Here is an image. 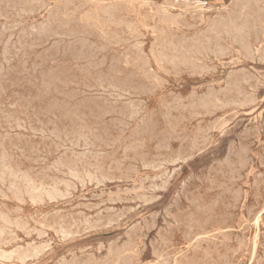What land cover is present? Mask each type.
Wrapping results in <instances>:
<instances>
[{
	"label": "rangeland",
	"instance_id": "obj_1",
	"mask_svg": "<svg viewBox=\"0 0 264 264\" xmlns=\"http://www.w3.org/2000/svg\"><path fill=\"white\" fill-rule=\"evenodd\" d=\"M77 1L81 4H79ZM106 1L103 0V2H104L103 3L102 0H95V1L94 0H62V1L61 0H55V1L54 0H46V1L42 0V2H41V0H0V36H1V38H0L1 39L0 40V52H1L0 53V61H1L0 62V68H1L0 69V93H1L0 94V108H2V109H0V117H1L0 118V146H1L0 150L3 149L0 151V165L1 164L5 165L4 167L2 165L0 166V177H2V178H0V186H1L0 187V213H1L0 214V250H1L0 251V256H1L0 257V264H24V263L25 264H62V263L63 264H66V263L71 264V261L73 262L72 264H78V263L79 264H107V263L108 264H119V263L125 264V262L127 264L128 263L129 264H160V263L161 264H177V262H179V264H181V263L182 264H184V263L185 264H200V263L201 264H229V262H230V264H236V263L237 264H262L263 263L264 264V241H263L264 240V238H263L264 237V217H263L264 216V203H263L264 198H262V196L264 197V183H263V181H264L263 180L264 179L263 178L264 177V170H263V168H264V147H263L264 146V32H263L264 31V24H263L264 23V20H263L264 19V17H263L264 16V0H260V1H258V0H198V1L197 0H195V1L194 0H147V2H145L146 0H140L141 2L138 0L137 1L134 0V2H133V0H114V1L113 0H110V1L106 0ZM128 1H130V2H128ZM200 2H202V3H200ZM125 3H127L128 5ZM139 3H142V5H144V6H141V4H139ZM170 3H173V4H170ZM174 3L176 6L174 5ZM120 4H122V5H120ZM130 5H132V7ZM169 5L170 6L172 5L171 8L174 11L172 9L170 10ZM234 5H237V6H234ZM10 6L11 7L13 6L12 11H11ZM79 6H81V7H79ZM111 6H112V8H110ZM3 7H5V8L7 7V8L5 9ZM149 7H151V8L149 9ZM153 8H155V10ZM228 8H229V10H228ZM190 9L193 11H190ZM203 9H204V11H203ZM216 9L219 11H217ZM71 10H73V11H71ZM152 10H153V12H152ZM157 10H158V12H157ZM234 10H235V12H234ZM236 10H238V11L236 12ZM138 11H139V13L141 12L140 15H139ZM149 11H150V14H149ZM97 12H99L100 14ZM101 12H102V14H101ZM156 12L158 13V15ZM197 12L199 15L196 14ZM230 12H231V14H230ZM254 12H255L256 16L253 15ZM13 13L15 14L14 16H13ZM104 13H106V14H104ZM178 13H179V16H178ZM16 14H18V15H16ZM181 14L184 17L180 16ZM112 15H113V17L111 18ZM159 15H160V17L161 16L162 17L160 18ZM175 15H177L178 17H176ZM222 15L224 17H222ZM257 15L259 17H257ZM106 16H108V17H106ZM153 16L155 17V19ZM194 16H195V18H194ZM75 17H77V18H75ZM163 17L164 18L166 17V19H164ZM186 17L188 19H186ZM191 17H193V18H191ZM175 18H177V19H175ZM73 19H74V21H73ZM106 19L108 20V22ZM111 19H112V22H111ZM198 19L200 22L198 21ZM14 20H16V21H14ZM163 20H165L164 21L165 23H163ZM201 20L203 21L202 23H201ZM253 20H254V23H253ZM262 20H263V22H262ZM1 21H4V22H1ZM119 21H120L121 25H120ZM138 21H139V23H138ZM171 21H172V24L174 26H172ZM19 22H21V23H19ZM113 22H117L118 24L117 23L113 24ZM194 22H196V23H194ZM243 22H245V23H243ZM122 23H124V24H122ZM126 23L129 24V25L127 24L128 27H127V25H125ZM258 23H259V25H258ZM11 24H13V25H11ZM22 24H23V26H21ZM24 24H25V26H24ZM18 25H20V26H18ZM199 25L201 27H199ZM260 25H261V27H260ZM104 26H106V27H104ZM111 26H112V29H111ZM254 26H256L258 28V30ZM36 27H37V29H36ZM129 27H130V29H129ZM184 27H185V29H184ZM196 27H198V28H196ZM202 27H203V29H202ZM137 28H139L141 30H139ZM159 28H161V29L163 28V29L161 30ZM124 29H126V30H124ZM5 30H7V32ZM197 30H199V32ZM172 31H174V32H172ZM241 31H242V33H241ZM166 32L168 34L171 33L174 36H172L170 34L168 35ZM92 35H93V37H92ZM53 36H54V38H53ZM68 36H70L69 39H68ZM135 36H136V38H135ZM178 36H179V38H178ZM184 36H186L185 37L186 39L184 38ZM216 36H218V37H216ZM81 37L82 38L85 37L84 38L85 40H83ZM171 37H173L174 39L173 38L171 39ZM203 37H205V39ZM123 38H124V40L122 42L121 40ZM127 38H129V39H127ZM183 38L185 41L187 39L188 40L185 42L184 40H182ZM206 39H207V41H206ZM13 40L17 43H15ZM116 40L120 41L118 43V45H117L118 41H116ZM165 40H167V41H165ZM20 41H21V43H20ZM48 41H50L49 42L50 44L48 43ZM82 41L84 42V44ZM91 41H92V43H91ZM109 41H111V42H109ZM126 41H127V44H125ZM86 42H87V45H86ZM93 42H94V44H93ZM97 42H99V43H97ZM161 42L164 44V46ZM173 42L175 43V46H174ZM224 42L226 44H224ZM188 43H189V45H188ZM252 43L256 44V45H253ZM28 44H29V46H28ZM81 44H82V46H81ZM105 44L107 46H104ZM113 44H116L118 47L116 45H113ZM123 44H125L124 45L125 47L122 46ZM131 44H134L133 45L134 47ZM194 44H198V45H194ZM230 44L231 45L233 44V45L230 46ZM20 45L23 47H21ZM108 45H109V47H108ZM166 45H168V46H166ZM31 46H33V47H31ZM128 46H130V47H128ZM207 46H209V47L207 48ZM183 47H185V48H183ZM218 47L221 49H219ZM126 49L128 52L126 51ZM173 49H174V51H173ZM191 49H193V50H191ZM112 50L117 51V52H113ZM124 50L126 53L124 52ZM155 50L158 51L157 55H156ZM160 50H161V52H160ZM164 50L166 51V54H165ZM167 50L169 52H167ZM180 50H182L181 51L182 53H180ZM217 50H219V51L217 52ZM240 50L242 52L244 51V53H242ZM203 51H204V54H203ZM233 51H235L234 54H233ZM174 52H175V54H174ZM230 52H231V54H230ZM237 52H240V53L238 54ZM258 52H260V53H258ZM167 53L168 54L170 53V54L168 55ZM217 53H219V54H217ZM254 54H256V55H254ZM161 55L164 58L160 57ZM170 55L173 57H171ZM179 55H181V56H179ZM203 55H204V57H203ZM222 56H224V57H222ZM7 57H8V59H7ZM102 57L104 60L102 59ZM236 57H237V59H236ZM244 57H246L245 60H244ZM76 58L78 60H76ZM72 59H73V62H72ZM185 59H187L188 61ZM212 59H214V60H212ZM88 61H90V62H88ZM173 61H175V62H173ZM189 61H191V62H189ZM193 61H194V63H193ZM46 63H49L50 66H49V64H46ZM54 63H57V66H55ZM59 64L60 65L63 64V65L59 66ZM197 64H198V66H197ZM205 64L208 66V68ZM14 65H16V66H14ZM23 65L25 68L23 67ZM68 65L70 67L72 66L74 69L72 67L70 69H67V68H69ZM121 65H122V67H121ZM178 65L180 68L178 67ZM65 66H67V67H65ZM114 66H116L118 68V70H116L117 68ZM118 66H120V68ZM141 66H143V67H141ZM210 66H213V68L212 67L210 68ZM19 67H20V69H19ZM46 67H49V68L45 69ZM132 67H134V68H132ZM241 67H242V69H241ZM110 68L113 69L112 71H114V72L111 73ZM142 68H143V70L144 69L145 70L142 71ZM57 69H58V71H57ZM104 69L106 70V72ZM124 69H125V71H124ZM239 69H241V70H239ZM127 70H129V71L127 72ZM175 70L177 72H175ZM186 70H188V71H186ZM203 70L206 73L201 72ZM212 70H213V72H215L217 70V72L213 73ZM181 71L182 72L184 71L186 73H184V72L182 73ZM74 72L75 73L77 72V73L75 74ZM132 72H134V73L132 74ZM143 72H144V74H143ZM148 72H150V75L152 74L151 75L152 77L149 75ZM209 72H210V74H209ZM248 72H250L251 74ZM81 73L84 75V77ZM108 73L111 74V77H109L110 75ZM123 73H125V74H123ZM188 73L190 75H187ZM203 73H204V75H201ZM258 73H260V74H258ZM63 75H65V76L63 77ZM104 75H106V78ZM127 75H129V76H127ZM137 75L139 77L141 76V78L138 79L139 77ZM194 75H196V76L194 77ZM19 76L21 79H19ZM79 76L83 79L82 81H81V78ZM112 76H115V77L112 78ZM146 76H148L149 78ZM61 77H62V79H61ZM117 77H118V79H117ZM142 77L145 78V79H143L144 81L142 80ZM258 77H260V78H258ZM65 78H66V80H65ZM79 78H80V80H79ZM1 79H3V80H1ZM59 79H61V80H59ZM71 79H73L75 82H77L78 85L74 81L72 82ZM87 79H88V81H87ZM135 79H137V80H135ZM148 79H149V81H148ZM212 79H213V81H212ZM257 79H259V80H257ZM157 80H159V81H157ZM39 81H40V83H39ZM115 81H117V82H115ZM125 81H127L128 83ZM147 82H149V83H147ZM158 82H159V84H157ZM221 82H223V84ZM227 82H229V84ZM258 82H260V83H258ZM24 83H26V84H24ZM74 83H75V85H74ZM79 83H81V84H79ZM85 83L86 84L88 83L89 86H88V84L86 85ZM144 83H146V84H144ZM177 83H179V84H177ZM235 83H237V84H235ZM2 84H4V85H2ZM140 84H141V86H140ZM253 84H255V85H253ZM147 85L151 88L147 87ZM153 85H155V87ZM127 86H128V89H127ZM255 86H257V88ZM5 87H6V89H5ZM50 87H51V89H50ZM70 87H74L75 89L74 88L71 89ZM156 87H157V89H156ZM226 87L229 89L225 90ZM60 88H61V90H60ZM214 88H215V90H214ZM52 89H53V91H52ZM133 89L136 91H134ZM151 89L156 90V91L152 92ZM245 89L247 90V92ZM20 90H21V92H20ZM22 90H24V91H22ZM31 90H33L34 92ZM64 90L65 91L67 90V91L65 92ZM60 91H62V92H60ZM196 91H197V93H196ZM171 93H172V95H171ZM8 94H11V96L10 95L8 96ZM220 94H222V95H220ZM231 95H234V96H231ZM187 96H189V97H187ZM194 96H196V98ZM216 96H218V97H216ZM242 96H243V98H242ZM248 96H249V98H248ZM54 97H55V99H54ZM172 97H173V99H172ZM191 98H194V99L191 100ZM256 98H257V101H256ZM128 99H130V100H128ZM164 99H166V100L164 101ZM10 100H11V102H10ZM36 100H37V102H35ZM81 100L83 101V103ZM122 100H124V101H122ZM230 100H231V102H230ZM80 101H81V103H80ZM241 101H243V102H241ZM12 102H13V105H12ZM78 102H79V104H78ZM2 103L5 105H3ZM21 103H22V106H21ZM36 103H37V105H36ZM159 103H161V104H159ZM216 103H219L220 106H219V104H216ZM240 103L243 105H241ZM245 103H246V105H245ZM86 104H88V105L90 104V106H88ZM64 105H65V107H64ZM209 105L211 106V108ZM93 106H96V107H93ZM179 106H181V107H179ZM199 106H201V108ZM206 106H208V107H206ZM185 107H187V108H185ZM56 108H58V109H56ZM218 108L220 110H217ZM13 109L14 110L16 109V110L14 111ZM77 109H79V110H77ZM158 109H159V111H158ZM50 110L53 114L50 112ZM56 110H57V113H56ZM86 110H88V111H86ZM89 110L91 111V113L89 112ZM174 110L176 112H174ZM180 110H182V111H180ZM187 110H189V112H191V113L187 112ZM8 112L10 113V115L8 114ZM23 112H24V114H23ZM35 112H36V114H35ZM16 113H18V114H16ZM44 113H47V114L43 115ZM81 113H82V115H81ZM95 113H97V114H95ZM164 113H165V115H164ZM15 114H16V116H15ZM195 114H196V117H195ZM198 114H199V117H198ZM160 115H162V116H160ZM170 115H172L173 117ZM36 120H38V121H36ZM156 120H158V121H156ZM172 120H174V121H172ZM197 121H198V123H197ZM201 121L203 123H201ZM1 122H3L4 124L3 123L1 124ZM31 122L32 123L34 122V123L32 124ZM62 122H63V124H62ZM35 123L36 124L38 123V124L35 125ZM109 123H110V126H109ZM87 124H89V126ZM147 124H148V126H147ZM64 125H66V126H64ZM118 125H120V126L118 127ZM86 126H88V127H86ZM29 127H31V128H29ZM43 127H44V129H43ZM74 127H75V129H74ZM134 127L135 128L137 127L136 128L137 132H136ZM218 127H220L219 128L220 130L218 129ZM107 128H109V129H107ZM116 128H118V129H116ZM243 128H245V129H243ZM27 129L29 132L27 131ZM35 129H37V130H35ZM6 130L9 132H7ZM38 130H40V131H38ZM67 130L69 132H67ZM98 130H99V133H98ZM115 130H116V133H114ZM102 131H104V132H102ZM256 131L257 132L259 131V132L257 133ZM49 132H50V134H49ZM120 132H122V133H120ZM123 132L124 133L127 132V133L124 134ZM175 132H177V133H175ZM185 132H187V133H185ZM110 133H111L110 136H112V137L109 136ZM134 133H135V135H134ZM203 133H204V135H203ZM254 133H256V134H254ZM72 134H73V136H71ZM91 135H92V137H91ZM93 135H95V136H93ZM97 135L101 138H99ZM238 135H240V136H238ZM10 136H11V138H10ZM13 136H15V137H13ZM48 136H50V137H48ZM82 136H83V138H82ZM117 136H120V138ZM25 137H26V139H25ZM56 137H57V139H56ZM103 137L105 138V140ZM113 137H115V139ZM129 137H131V138H129ZM132 137H134V138H132ZM136 137L137 138L139 137V138L137 139ZM211 137L213 139H211ZM13 138H15V139H13ZM36 138H37V140H36ZM74 139L77 141H75ZM210 139H211V141H210ZM17 140H18V142H17ZM30 140H32V141H30ZM233 140H235V141H233ZM4 141H6V143H4ZM19 141H21V143ZM90 141L91 142L93 141V142L91 143ZM122 141L124 144L122 143ZM201 141H202V143H201ZM231 141H233V142H231ZM103 142H105V143H103ZM57 143L59 144V146H57L58 145ZM110 143H111V145H109ZM3 144L6 145L5 146L6 148L3 147L4 146ZM121 144H123V145L121 146ZM156 144H158V145H156ZM195 144H196V146H195ZM42 145L44 146V148ZM71 145H73V146H71ZM93 145H94V147H93ZM51 146H52V148H51ZM107 146H109V147H107ZM136 146L138 149L136 148ZM139 146H141V147H139ZM15 147H16V149H15ZM39 147L42 149H40ZM106 148H108V149H106ZM118 148H122V149L120 150ZM11 149H14L15 151H13ZM98 149H100V150H98ZM155 149H157V150H155ZM18 150H19V152H18ZM41 150H44V151H41ZM161 150H163V151H161ZM181 150H183V151H181ZM240 150H243V151H240ZM131 151H133V152H131ZM201 151H203V152H201ZM233 151L235 154L233 153ZM198 152H200V153H198ZM129 153H131V154H129ZM240 153L241 154L243 153V154L241 155ZM33 154H34V156H33ZM50 154H51V156H50ZM79 154H81V155H79ZM144 154L147 157L144 156ZM60 155H62V156H60ZM92 155H93V157H91ZM136 155H138V157L140 159ZM2 156H4V158ZM5 156L7 158H5ZM8 156L10 158H8ZM19 156L22 158H20ZM59 156H60V158H59ZM102 156H103V159H101ZM108 156H110L109 157L110 161L108 160ZM133 156H135V157H133ZM68 157H69V159H68ZM96 157H99L101 161L99 160V158H96ZM182 157H183V159H182ZM239 157H241V158H239ZM227 158H229V159H227ZM30 159L32 162L30 161ZM37 159H39V160L36 161ZM85 159H86V161H85ZM224 159H227V160H224ZM245 159H248V160H245ZM64 160L66 162H64ZM42 161H43V163H42ZM61 161H62V163H61ZM79 161L82 163V168H81V163ZM92 161H93V163H92ZM141 161L142 162L144 161V162L141 163ZM149 161H151V162H149ZM262 161H263V163H262ZM71 162H73V163L71 164ZM100 162H101V164H100ZM112 162H113V164H112ZM163 162H165V163H163ZM168 162L170 163V165ZM13 163H15V164H13ZM16 163H18V164H16ZM54 163H56V164H54ZM117 163H118V165H117ZM36 164H39V165H36ZM92 164H94V166H92ZM106 164H107V167H105ZM133 164L136 167H134ZM240 164H242V166ZM67 165L69 166L70 169L67 167ZM58 166L60 167L61 171L58 169L59 168ZM112 166H114L115 168ZM151 166H153V167H151ZM228 166L231 169H229ZM233 166H235V167H233ZM2 167L5 169L2 170ZM128 167H129V169H128ZM243 167H245V168L243 169ZM246 167L249 170L246 169ZM33 168H34V170H33ZM90 168H92V171ZM145 168H146V170H145ZM203 168H205V169H203ZM57 169H58V171H57ZM76 169H77V171H76ZM78 169H79V171H78ZM127 169L129 171H127ZM216 169H218V170H216ZM235 169H237L238 172ZM43 170H45V172ZM99 170H101L102 172H100ZM1 171H3L4 174H6L8 172V174L4 175ZM46 171H48V172L46 173ZM62 171H64V172H62ZM26 172H27V175H26ZM42 172L44 175L42 174ZM83 172L86 174V176H84L85 174ZM173 172H174V174H173ZM48 173L49 174L51 173V174L49 175ZM54 173H56V174L54 175ZM67 173H68V176H67ZM97 173L100 175H97ZM123 173L125 174V177H124ZM212 173H214V174H212ZM126 174H129V175H126ZM69 175H70V177H69ZM115 175H116V177H115ZM16 176L19 179H17ZM45 176H48V177H46V179H44ZM57 176L58 177L60 176V177L58 178ZM63 176H64V178H63ZM29 177H31V178H29ZM256 177H258V178H256ZM122 178H123V180H122ZM172 178L174 181L172 180ZM198 178H199V180H198ZM21 179L24 180V182ZM30 179L31 180L33 179V180L31 181ZM51 179H52V181H51ZM160 179H162V180H160ZM231 179H233V180H231ZM163 180H164V182H163ZM207 181H209V182H207ZM41 182H42V184H41ZM45 182H46V184H45ZM167 182H168V184H167ZM258 182H260V183H258ZM18 183H19V185H18ZM35 184H37L39 186V188ZM182 184H183V186H182ZM207 184H210V185H207ZM45 185H47V186H45ZM90 185H92V186H90ZM217 185H220V186H217ZM13 186H15V187H13ZM28 186H29V188H28ZM32 186H34L35 188H33ZM54 186H56V187H54ZM82 186L83 187L86 186L85 188H83L84 190H82ZM240 186H241V189H240ZM79 187H81V188L79 189ZM135 187H137V188H135ZM153 187H155V188H153ZM187 187H189V188H187ZM219 187H222V188H219ZM36 188H38V189H36ZM51 188H52V190H51ZM1 189H3V191ZM30 189H31V191H30ZM85 189H87V190H85ZM9 190L10 191L12 190V191L10 192ZM26 190L28 192L29 191L30 192L28 193ZM40 190H42V191H40ZM44 190H46V191L43 192ZM117 190H119L118 194H117V192H118ZM186 190H189L190 192L186 191ZM111 191H114V193ZM207 191H209V192H207ZM223 191H225V192L223 193ZM254 191H255V193H254ZM34 192H36L38 194L36 195V193H34ZM214 192H216V193H214ZM53 193L55 194V196L57 198L54 196ZM59 194H60V196H58ZM113 194H116V195H113ZM111 195H112V197H111ZM5 196L8 200L5 198ZM35 196H37L36 199H35ZM40 196H43V197H41L39 199ZM84 196H85V198H84ZM99 196H101V197H99ZM190 196H191V198H190ZM226 196H228V197H226ZM71 197H73V200ZM129 197L132 198L133 200L130 199ZM159 197H161V198H159ZM65 198L67 201L65 200ZM41 199H42V201H41ZM54 199H55V201H54ZM70 199L72 201H69ZM234 199H235V202L233 201ZM239 199H240V203H239ZM112 200H114V201H112ZM180 200H182V201H180ZM215 200L218 202H216ZM38 202H40L41 205ZM45 202H47V203H45ZM196 202L199 205H197ZM68 203H70V204H68ZM136 203H138L139 205ZM213 203H214V205H213ZM81 204L83 207L80 206ZM194 204H195V206H194ZM226 204H229V206L228 205L226 206ZM66 205H68V206H66ZM234 205H236V206H234ZM75 206L77 207V209ZM176 206H178V207H176ZM204 206H207V207H204ZM68 207H70V208H68ZM52 208L54 210H52ZM213 208L215 209V211ZM22 209H24V210H22ZM203 209H205L206 213L204 212ZM225 209H227V211ZM71 210L72 211L74 210V212H72ZM53 211L54 212L56 211V212L54 213ZM59 211L60 212L64 211V212H61L62 213L61 214ZM224 211L226 212V214ZM42 212H43V214H42ZM75 212H77L78 214ZM133 212H135V213H133ZM238 212H239V214H238ZM49 213H50V215H49ZM80 213H82V214H80ZM102 213L103 214L106 213L105 215H107L108 218L105 215H103ZM109 213H111V214H109ZM200 213H201V215H199ZM37 214H39V215H37ZM65 214H66V216H65ZM67 214H68V216H67ZM128 214H130V215H128ZM141 214H143V215H141ZM184 214L186 216H184ZM248 214H249V217H248ZM259 214H261V215H259ZM100 215H102V216H100ZM178 215H181V216H178ZM3 216H6L9 221L7 220L6 217H3ZM54 216H56L57 218ZM69 216L71 218H69ZM80 216H83V217H80ZM94 216L96 218H94ZM257 216H259V217H257ZM191 217H193V218H191ZM9 218H11V219H9ZM123 218H125V219H123ZM170 218H172V219H170ZM173 218H175V219H173ZM216 218H218V219H216ZM228 218H230V219H228ZM250 218H251V220H249ZM1 219H3V220H1ZM101 219H102V221H101ZM258 219L260 222L258 221ZM90 220H92V221H90ZM93 220H97V221H95V223H93L94 222ZM179 220L181 221L180 223H179ZM11 221H12L13 225L10 224ZM58 221H59V223H58ZM78 221H79V223H78ZM118 221H120V222H118ZM165 221H166V223H165ZM185 221H187V222H185ZM212 221H213V223H212ZM234 221H237V222H234ZM52 222H54V223H52ZM138 222H140L139 225L137 224ZM183 222H185V223H183ZM198 222H199V224H198ZM2 223L3 224L6 223L5 224L6 226L3 225ZM19 223H21V224H19ZM90 223L93 226H91ZM163 223H165V224H163ZM181 223H183V224H181ZM194 223H195V225H194ZM201 223H202V225H201ZM217 223H218V225H217ZM61 224H62V226H61ZM78 224H79V226H78ZM169 224L173 225V227L170 226ZM197 224H198V226H197ZM2 225L5 226L4 229H3ZM19 225H20V227H19ZM51 225L53 227H51ZM89 225L92 227V229L94 231L91 229V227ZM222 225H224V227ZM13 226H14V228H13ZM191 226H192V228H191ZM232 226H234V227H232ZM81 228H83V229H81ZM18 229H19V231H18ZM21 229H22V231H21ZM32 229H33V231H32ZM86 229L88 230V232H86ZM128 229H129V231H128ZM191 229H193L194 231ZM214 229H215V231H214ZM71 230L74 231V233ZM79 230H80V233H77V232H79ZM90 230H91V232H90ZM126 230L128 232H126ZM165 230H166V234L164 232ZM205 230L207 233L205 232ZM132 231H134V232H132ZM139 231H140V233H139ZM2 232L4 233V235ZM62 232H64V233H62ZM194 232H195V234H194ZM67 233H69V234H67ZM81 233H82V236H81ZM170 233H171V235H170ZM209 233H210V235H209ZM138 234H140V235H138ZM58 235H59V237H58ZM77 235H79V236H77ZM193 235H194V237H193ZM256 235L257 236L259 235L261 237L259 238V236L257 237ZM1 236H2V238H1ZM224 236L226 238H224ZM254 237H257V238H254ZM18 238H19V240H18ZM239 238H241V239H239ZM117 239L119 241H117ZM138 239H139V241H138ZM254 239H256V241ZM235 240H237V241H235ZM252 240H254L255 243H253L254 241L252 242ZM7 241H9V242H7ZM110 242H113V243H110ZM207 242H209V243H207ZM237 242L238 243L240 242V243L238 244ZM34 243H36V244H34ZM184 243H185V245H184ZM112 244H113V246H112ZM115 244H117L119 247ZM174 244H176V245H174ZM250 244H252L254 247ZM260 244H261V246H260ZM28 246H30L32 249ZM210 246H212V247H210ZM222 247L225 248L226 250L222 249ZM234 248H235V250H234ZM241 248H242V251H241ZM211 249H213V250H211ZM29 250H30V252H29ZM246 251H247V253H246ZM121 252L125 255L123 256V254ZM140 252H142V253H140ZM256 252L259 254H256ZM19 253L20 254L22 253L23 255L22 254L20 255ZM131 253H133L134 255H132ZM177 253H179V254H177ZM249 253H250V255H249ZM81 254H84V255H81ZM213 254L215 257L213 256ZM222 254H223V256H222ZM73 255L75 256V258ZM76 255H77V257H76ZM198 255H199V257H197ZM233 255H235V256H233ZM137 256H138V258H137ZM242 256H243V259H241ZM33 257L35 259H33ZM65 257H66V261L64 262ZM120 257L123 260L120 259ZM20 258H22V259H20ZM124 258H127V261H126V259L124 260ZM213 258H215V259H213ZM216 258H217V260H216ZM237 258H238V261H240V262L237 261ZM259 258H260V260H258ZM117 259H119L120 261H118ZM154 261H156V262H154ZM226 261H227V263H226ZM253 261H255V262L253 263ZM116 262H118V263H116Z\"/></svg>",
	"mask_w": 264,
	"mask_h": 264
},
{
	"label": "bare ground",
	"instance_id": "obj_2",
	"mask_svg": "<svg viewBox=\"0 0 264 264\" xmlns=\"http://www.w3.org/2000/svg\"><path fill=\"white\" fill-rule=\"evenodd\" d=\"M45 1H46V0H45ZM54 1H55V0H54ZM61 1H62V0H61ZM94 1H95V0H94ZM104 1H106V0H104ZM109 1H110V0H109ZM113 1H114V0H113ZM136 1H137V0H136ZM138 1H140V0H138ZM194 1H195V0H194ZM197 1H198V0H197ZM258 1H260V0H258ZM6 2H7V1H6ZM41 2H42V0H41ZM77 2H78V1H77ZM102 2H103V0H102ZM106 2H107V1H106ZM119 2H120V1H119ZM128 2H130V1H128ZM133 2H134V0H133ZM140 2H141V1H140ZM145 2H147V0H146ZM191 2H192V1H191ZM2 3H3V2H2ZM10 3H11V2H10ZM72 3H73V2H72ZM78 3H79V2H78ZM83 3H84V2H83ZM85 3H86V2H85ZM103 3H104V2H103ZM110 3H111V2H110ZM177 3H178V2H177ZM180 3H181V2H180ZM197 3H198V2H197ZM200 3H202V2H200ZM236 3H237V2H236ZM236 3H235V4H236ZM262 3H263V2H262ZM7 4H8V3H7ZM14 4H15V3H14ZM18 4H19V3H18ZM74 4H75V3H74ZM79 4H81V3H79ZM99 4H100V3H99ZM106 4H107V3H106ZM125 4H127V3H125ZM135 4H136V3H135ZM139 4H141V6H144V5H142V3H139ZM143 4H144V3H143ZM151 4H152V3H151ZM151 4H150V5H151ZM170 4H173V3H170ZM187 4H188V3H187ZM191 4H192V3H191ZM246 4H247V3H246ZM249 4H250V3H249ZM255 4H256V3H255ZM11 5H12V4H11ZM15 5H16V4H15ZM60 5H61V4H60ZM65 5H66V4H65ZM120 5H122V4H120ZM123 5H124V4H123ZM127 5H128V4H127ZM158 5H159V4H158ZM158 5H157V6H158ZM174 5H175V3H174ZM174 5H173V6H174ZM189 5H190V4H189ZM259 5H260V4H259ZM5 6H6V5H5ZM45 6H46V5H45ZM66 6H67V5H66ZM117 6H118V5H117ZM130 6L132 7V5H130ZM157 6H156V7H157ZM163 6H164V5H163ZM171 6H172V5H171ZM171 6L169 5L170 10L172 9ZM175 6H176V5H175ZM234 6H237V5H234ZM253 6H254V5H253ZM10 7H11V6H10ZM12 7H13V6H12ZM12 7H11V11H12ZM79 7H81V6H79ZM139 7H140V6H139ZM146 7H147V6H146ZM152 7H153V6H152ZM158 7H159V6H158ZM190 7H191V6H190ZM195 7H196V6H195ZM214 7H215V6H214ZM249 7H250V6H249ZM3 8H5V7H3ZM6 8H7V7H6ZM6 8H5V9H6ZM16 8H17V7H16ZM110 8H112V6H111ZM110 8H109V9H110ZM150 8H151V7H149V9H150ZM174 8H175V7H174ZM191 8H192V7H191ZM193 8H194V7H193ZM199 8H200V7H199ZM205 8H206V7H205ZM215 8H216V7H215ZM217 8H218V7H217ZM256 8H257V7H256ZM9 9H10V8H9ZM20 9H21V8H20ZM65 9H66V8H65ZM153 9L155 10V8H153ZM157 9H158V8H157ZM178 9H179V8H178ZM180 9H181V8H180ZM208 9H209V8H208ZM54 10H55V9H54ZM103 10H104V9H103ZM138 10H139V9H138ZM170 10H169V11H170ZM172 10H173V9H172ZM182 10H183V9H182ZM185 10H186V9H185ZM188 10H189V9H188ZM216 10H217V9H216ZM228 10H229V8H228ZM228 10H227V11H228ZM232 10H233V9H232ZM232 10H231V11H232ZM255 10H256V9H255ZM15 11H16V10H15ZM71 11H73V10H71ZM71 11H70V12H71ZM85 11H86V10H85ZM111 11H112V10H111ZM163 11H164V10H163ZM173 11H174V10H173ZM175 11H176V10H175ZM190 11H193V10L190 9ZM198 11H199V10H198ZM201 11H202V10H201ZM203 11H204V9H203ZM209 11H210V10H209ZM217 11H219V10H217ZM237 11H238V10H236V12H237ZM9 12H10V11H9ZM18 12H19V11H18ZM18 12H17V13H18ZM108 12H109V11H108ZM108 12H107V13H108ZM113 12H114V11H113ZM126 12H127V11H126ZM152 12H153V10H152ZM157 12H158V10H157ZM157 12H156V13H157ZM194 12H195V11H194ZM205 12H206V11H205ZM215 12H216V11H215ZM223 12H224V11H223ZM234 12H235V10H234ZM250 12H251V11H250ZM7 13H8V12H7ZM10 13H11V12H10ZM32 13H33V12H32ZM89 13H90V12H89ZM97 13H99V12H97ZM120 13H121V12H120ZM131 13H132V12H131ZM138 13H139V11H138ZM156 13H155V14H156ZM167 13H168V12H167ZM171 13H172V12H171ZM190 13H191V12H190ZM200 13H201V12H200ZM203 13H204V12H203ZM232 13H233V12H232ZM256 13H257V12H256ZM1 14H2V13H1ZM11 14H12V13H11ZM19 14H20V13H19ZM99 14H100V13H99ZM101 14H102V12H101ZM104 14H106V13H104ZM140 14H141V12L139 13V15H140ZM149 14H150V11H149ZM173 14H174V13H173ZM196 14H198V12H197ZM201 14H202V13H201ZM204 14H205V13H204ZM230 14H231V12H230ZM260 14H261V13H260ZM14 15H15V14L13 13V16H14ZM16 15H18V14H16ZM27 15H28V14H27ZM27 15H26V16H27ZM82 15H83V14H82ZM107 15H108V14H107ZM139 15H138V16H139ZM157 15H158V13H157ZM157 15H156V16H157ZM165 15H166V14H165ZM198 15H199V14H198ZM250 15H251V14H250ZM253 15H255V12H254ZM1 16H2V15H1ZM6 16H7V15H6ZM101 16H102V15H101ZM103 16H104V15H103ZM134 16H135V15H134ZM163 16H164V15H163ZM175 16L178 17V16H179V13H178V16H177V15H175ZM180 16H182V14H181ZM255 16H256V15H255ZM7 17H8V16H7ZM9 17H10V16H9ZM23 17H24V16H23ZM77 17H78V16H77ZM77 17H75V18H77ZM106 17H108V16H106ZM112 17H113V15L111 16V18H112ZM153 17H154V16H153ZM159 17H160V15H159ZM161 17H162V16H161ZM161 17H160V18H161ZM182 17H184V16H182ZM196 17H197V16H196ZM201 17H202V16H201ZM201 17H200V18H201ZM207 17H208V16H207ZM207 17H206V18H207ZM222 17H224V16L222 15ZM257 17H259V16L257 15ZM263 17H264V16H263ZM10 18H11V17H10ZM13 18H14V17H13ZM19 18H20V17H19ZM24 18H25V17H24ZM102 18H103V17H102ZM131 18H132V17H131ZM137 18H138V17H137ZM163 18H164V17H163ZM191 18H193V17H191ZM194 18H195V16H194ZM202 18H203V17H202ZM206 18H205V19H206ZM214 18H215V17H214ZM214 18H213V19H214ZM225 18H226V17H225ZM4 19H5V18H4ZM8 19H9V18H8ZM14 19H15V18H14ZM28 19H29V18H28ZM107 19H108V18H107ZM107 19H106V20H107ZM140 19H141V18H140ZM154 19H155V17H154ZM164 19H166V17H165ZM175 19H177V18H175ZM186 19H188V18L186 17ZM252 19H253V18H252ZM45 20H46V19H45ZM108 20H109V19H108ZM108 20H107V22H108ZM126 20H127V19H126ZM173 20H174V19H173ZM183 20H184V19H183ZM207 20H208V19H207ZM214 20H215V19H214ZM254 20H255V19H254ZM254 20H253V23H254ZM259 20H260V19H259ZM263 20H264V19H263ZM263 20H262V22H263ZM14 21H16V20H14ZM17 21H18V20H17ZM24 21H25V20H24ZM26 21H27V20H26ZM73 21H74V19H73ZM114 21H115V20H114ZM164 21H165V20H163V23H165ZM176 21H177V20H176ZM186 21H187V20H186ZM192 21H193V20H192ZM198 21H199V19H198ZM208 21H209V20H208ZM1 22H4V21H1ZM21 22H22V21H21ZM21 22H19V23H21ZM31 22H32V21H31ZM40 22H41V21H40ZM75 22H76V21H75ZM111 22H112V19H111ZM154 22H155V21H154ZM158 22H159V21H158ZM180 22H181V21H180ZM199 22H200V21H199ZM202 22H203V21L201 20V23H202ZM248 22H249V21H248ZM17 23H18V22H17ZM23 23H24V22H23ZM38 23H39V22H38ZM38 23H37V24H38ZM73 23H74V22H73ZM109 23H110V22H109ZM114 23H117V22H113V24H114ZM119 23H120V21H119ZM138 23H139V21H138ZM140 23H141V22H140ZM159 23H160V22H159ZM194 23H196V22H194ZM194 23H193V24H194ZM197 23H198V22H197ZM243 23H245V22H243ZM253 23H252V24H253ZM117 24H118V23H117ZM122 24H124V23H122ZM127 24H128V23H126L125 25H127ZM130 24H131V23H130ZM160 24H161V23H160ZM171 24H172V21H171ZM181 24H182V23H181ZM186 24H187V23H186ZM186 24H185V25H186ZM190 24H191V23H190ZM190 24H189V25H190ZM205 24H206V23H205ZM248 24H249V23H248ZM250 24H251V23H250ZM263 24H264V23H263ZM11 25H13V24H11ZM42 25H43V24H42ZM94 25H95V24H94ZM120 25H121V23H120ZM128 25H129V24H128ZM128 25H127V27H128ZM191 25H192V24H191ZM203 25H204V24H203ZM254 25H255V24H254ZM258 25H259V23H258ZM4 26H5V25H4ZM18 26H20V25H18ZM21 26H23V24H22ZM24 26H25V24H24ZM65 26H66V25H65ZM67 26H68V25H67ZM172 26H174V25L172 24ZM192 26H193V25H192ZM212 26H213V25H212ZM49 27H50V26H49ZM104 27H106V26H104ZM163 27H164V26H163ZM182 27H183V26H182ZM199 27H201V26L199 25ZM250 27H251V26H250ZM254 27H256V26H254ZM260 27H261V25H260ZM16 28H17V27H16ZM28 28H29V27H28ZM190 28H191V27H190ZM196 28H198V27H196ZM252 28H253V27H252ZM256 28H257V27H256ZM17 29H18V28H17ZM26 29H27V28H26ZM26 29H25V30H26ZM36 29H37V27H36ZM41 29H42V28H41ZM69 29H70V28H69ZM83 29H84V28H83ZM104 29H105V28H104ZM104 29H103V30H104ZM111 29H112V26H111ZM129 29H130V27H129ZM135 29H136V28H135ZM137 29H139V28H137ZM159 29H161V28H159ZM162 29H163V28H162ZM162 29H161V30H162ZM184 29H185V27H184ZM202 29H203V27H202ZM213 29H214V28H213ZM12 30H13V29H12ZM25 30H24V31H25ZM78 30H79V29H78ZM124 30H126V29H124ZM139 30H141V29H139ZM139 30H138V31H139ZM257 30H258V28H257ZM5 31L7 32V30H5ZM27 31H28V30H27ZM45 31H46V30H45ZM65 31H66V30H65ZM69 31H70V30H69ZM80 31H81V30H80ZM118 31H119V30H118ZM157 31H158V30H157ZM163 31H164V30H163ZM197 31L199 32V30H197ZM216 31H217V30H216ZM227 31H228V30H227ZM255 31H256V30H255ZM25 32H26V31H25ZM30 32H31V31H30ZM124 32H125V31H124ZM172 32H174V31H172ZM192 32H193V31H192ZM228 32H229V31H228ZM259 32H260V31H259ZM263 32H264V31H263ZM1 33H2V32H1ZM27 33H28V32H27ZM130 33H131V32H130ZM166 33H167V32H166ZM176 33H177V32H176ZM180 33H181V32H180ZM180 33H179V34H180ZM186 33H187V32H186ZM203 33H204V32H203ZM222 33H223V32H222ZM241 33H242V31H241ZM251 33H252V32H251ZM24 34H25V33H24ZM123 34H124V33H123ZM167 34H168V33H167ZM169 34L172 35L171 33H169ZM169 34H168V35H169ZM195 34H196V33H195ZM206 34H207V33H206ZM208 34H209V33H208ZM261 34H262V33H261ZM21 35H22V34H21ZM21 35H20V36H21ZM27 35H28V34H27ZM60 35H61V34H60ZM78 35H79V34H78ZM82 35H83V34H82ZM127 35H128V34H127ZM130 35H131V34H130ZM188 35H189V34H188ZM237 35H238V34H237ZM30 36H31V35H30ZM41 36H42V35H41ZM94 36H95V35H94ZM121 36H122V35H121ZM121 36H120V37H121ZM172 36H174V35H172ZM181 36H182V35H181ZM190 36H191V35H190ZM195 36H196V35H195ZM195 36H194V37H195ZM208 36H209V35H208ZM260 36H261V35H260ZM24 37H25V36H24ZM24 37H23V38H24ZM33 37H34V36H33ZM50 37H51V36H50ZM69 37H70V36H68V39H69ZM92 37H93V35H92ZM125 37H126V36H125ZM185 37H186V36H184V38H185ZM194 37H193V38H194ZM216 37H218V36H216ZM0 38H1V36H0ZM15 38H16V37H15ZM20 38H21V37H20ZM53 38H54V36H53ZM81 38H82V37H81ZM84 38H85V37H84ZM84 38H82V39L85 40ZM86 38H87V37H86ZM135 38H136V36H135ZM167 38H168V37H167ZM172 38H173V37H171V39H172ZM178 38H179V36H178ZM178 38H177V39H178ZM184 38H183L182 40H184ZM196 38H197V37H196ZM201 38H202V37H201ZM203 38L205 39V37H203ZM27 39H28V38H27ZM127 39H129V38H127ZM165 39H166V38H165ZM173 39H174V38H173ZM185 39H186V38H185ZM211 39H212V38H211ZM254 39H255V38H254ZM254 39H253V40H254ZM0 40H1V39H0ZM23 40H24V39H23ZM25 40H26V39H25ZM31 40H32V39H31ZM50 40H51V39H50ZM76 40H77V39H76ZM123 40H124V38H123L121 41L123 42ZM130 40H131V39H130ZM130 40H129V41H130ZM159 40H160V39H159ZM187 40H188V39H187ZM187 40H186V41H187ZM198 40H199V39H198ZM253 40H252V41H253ZM13 41H14V40H13ZM36 41H37V40H36ZM42 41H43V40H42ZM116 41H118V40H116ZM129 41H128V42H129ZM165 41H167V40H165ZM165 41H164V42H165ZM172 41H173V40H172ZM184 41H185V40H184ZM186 41H185V42H186ZM189 41H190V40H189ZM202 41H203V40H202ZM206 41H207V39H206ZM208 41H209V40H208ZM214 41H215V40H214ZM221 41H222V40H221ZM14 42H15V41H14ZM14 42H13V43H14ZM32 42H33V41H32ZM37 42H38V41H37ZM49 42H50V41H48V43H49ZM51 42H52V41H51ZM55 42H56V41H55ZM65 42H66V41H65ZM69 42H70V41H69ZM82 42H83V41H82ZM109 42H111V41H109ZM119 42H120V41L117 42V45H118ZM170 42H171V41H170ZM190 42H191V41H190ZM192 42H193V41H192ZM197 42H198V41H197ZM15 43H17V42H15ZM20 43H21V41H20ZM34 43H35V42H34ZM66 43H67V42H66ZM89 43H90V42H89ZM91 43H92V41H91ZM95 43H96V42H95ZM97 43H99V42H97ZM124 43H125V42H124ZM136 43H137V42H136ZM141 43H142V42H141ZM161 43H162V42H161ZM168 43H169V42H168ZM173 43H174V42H173ZM183 43H184V42H183ZM199 43H200V42H199ZM203 43H204V42H203ZM231 43H232V42H231ZM254 43H255V42H254ZM7 44H8V43H7ZM25 44H26V43H25ZM32 44H33V43H32ZM49 44H50V43H49ZM83 44H84V42H83ZM93 44H94V42H93ZM102 44H103V43H102ZM111 44H112V43H111ZM120 44H121V43H120ZM125 44H127V41H126ZM125 44H123L122 46H124ZM146 44H147V43H146ZM162 44H163V43H162ZM179 44H180V43H179ZM181 44H182V43H181ZM224 44H226V43L224 42ZM227 44H228V43H227ZM235 44H236V43H235ZM252 44H253V43H252ZM86 45H87V42H86ZM113 45H116V44H113ZM117 45H116V46H117ZM131 45L133 46L134 44H131ZM131 45H130V46H131ZM188 45H189V43H188ZM194 45H198V44H194ZM201 45H202V44H201ZM208 45H209V44H208ZM228 45H229V44H228ZM232 45H233V44H232ZM232 45L230 44V46H232ZM253 45H256V44H253ZM20 46H21V45H20ZM28 46H29V44H28ZM81 46H82V44H81ZM104 46H107V45L105 44ZM111 46H112V45H111ZM111 46H110V47H111ZM130 46H128V47H130ZM144 46H145V45H144ZM157 46H158V45H157ZM163 46H164V44H163ZM166 46H168V45H166ZM166 46H165V47H166ZM174 46H175V43H174ZM184 46H185V45H184ZM213 46H214V45H213ZM223 46H224V45H223ZM225 46H226V45H225ZM238 46H239V45H238ZM18 47H19V46H18ZM21 47H23V46H21ZM26 47H27V46H26ZM31 47H33V46H31ZM42 47H43V46H42ZM76 47H77V46H76ZM86 47H87V46H86ZM108 47H109V45H108ZM114 47H115V46H114ZM117 47H118V46H117ZM124 47H125V46H124ZM124 47H123V48H124ZM133 47H134V46H133ZM161 47H162V46H161ZM161 47H160V48H161ZM179 47H180V46H179ZM186 47H187V46H186ZM202 47H203V46H202ZM208 47H209V46H207V48H208ZM214 47H215V46H214ZM227 47H228V46H227ZM254 47H255V46H254ZM37 48H38V47H37ZM123 48H122V49H123ZM126 48H127V47H126ZM162 48H163V47H162ZM170 48H171V47H170ZM170 48H169V49H170ZM172 48H173V47H172ZM183 48H185V47H183ZM190 48H191V47H190ZM218 48H219V47H218ZM9 49H10V48H9ZM16 49H17V48H16ZM26 49H27V48H26ZM61 49H62V48H61ZM80 49H81V48H80ZM91 49H92V48H91ZM95 49H96V48H95ZM98 49H99V48H98ZM108 49H109V48H108ZM112 49H113V48H112ZM164 49H165V48H164ZM175 49H176V48H175ZM200 49H201V48H200ZM203 49H204V48H203ZM213 49H214V48H213ZM219 49H221V48H219ZM230 49H231V48H230ZM233 49H234V48H233ZM233 49H232V50H233ZM260 49H261V48H260ZM10 50H11V49H10ZM69 50H70V49H69ZM71 50H72V49H71ZM170 50H171V49H170ZM177 50H178V49H177ZM188 50H189V49H188ZM191 50H193V49H191ZM197 50H198V49H197ZM209 50H210V49H209ZM256 50H257V49H256ZM6 51H7V50H6ZM16 51H17V50H16ZM20 51H21V50H20ZM30 51H31V50H30ZM97 51H98V50H97ZM112 51H113V50H112ZM126 51H127V49H126ZM132 51H133V50H132ZM155 51H156V50H155ZM164 51H165V50H164ZM173 51H174V49H173ZM178 51H179V50H178ZM181 51H182V50H180V53H182ZM184 51H185V50H184ZM204 51H205V50H204ZM204 51H203V54H204ZM212 51H213V50H212ZM218 51H219V50H217V52H218ZM237 51H238V50H237ZM240 51H241V50H240ZM253 51H254V50H253ZM258 51H259V50H258ZM12 52H13V51H12ZM49 52H50V51H49ZM66 52H67V51H66ZM113 52H117V51H113ZM124 52H125V50H124ZM127 52H128V51H127ZM157 52H158V51H156V55H157ZM160 52H161V50H160ZM167 52H169V51L167 50ZM197 52H198V51H197ZM205 52H206V51H205ZM215 52H216V51H215ZM241 52H242V51H241ZM256 52H257V51H256ZM0 53H1V52H0ZM108 53H109V52H108ZM125 53H126V52H125ZM180 53H179V54H180ZM188 53H189V52H188ZM190 53H191V52H190ZM195 53H196V52H195ZM209 53H210V52H209ZM213 53H214V52H213ZM234 53H235V51H233V54H234ZM237 53L239 54L240 52H237ZM242 53H244V51H243ZM258 53H260V52H258ZM16 54H17V53H16ZM119 54H120V53H119ZM119 54H118V55H119ZM165 54H166V51H165ZM165 54H164V55H165ZM167 54H168V53H167ZM169 54H170V53H169ZM169 54H168V55H169ZM174 54H175V52H174ZM174 54H173V55H174ZM196 54H197V53H196ZM214 54H215V53H214ZM217 54H219V53H217ZM217 54H216V55H217ZM230 54H231V52H230ZM233 54H232V55H233ZM60 55H61V54H60ZM113 55H114V54H113ZM120 55H121V54H120ZM123 55H124V54H123ZM245 55H246V54H245ZM254 55H256V54H254ZM261 55H262V54H261ZM23 56H24V55H23ZM25 56H26V55H25ZM94 56H95V55H94ZM127 56H128V55H127ZM129 56H130V55H129ZM142 56H143V55H142ZM145 56H146V55H145ZM170 56H171V55H170ZM179 56H181V55H179ZM115 57H116V56H115ZM117 57H118V56H117ZM131 57H132V56H131ZM155 57H156V56H155ZM160 57H162V55H161ZM171 57H173V56H171ZM177 57H178V56H177ZM182 57H183V56H182ZM203 57H204V55H203ZM211 57H212V56H211ZM211 57H210V58H211ZM222 57H224V56H222ZM229 57H230V56H229ZM242 57H243V56H242ZM70 58H71V57H70ZM70 58H69V59H70ZM107 58H108V57H107ZM110 58H111V57H110ZM118 58H119V57H118ZM162 58H164V57H162ZM178 58H179V57H178ZM187 58H188V57H187ZM191 58H192V57H191ZM195 58H196V57H195ZM198 58H199V57H198ZM201 58H202V57H201ZM245 58H246V57H244V60H245ZM7 59H8V57H7ZM27 59H28V58H27ZM58 59H59V58H58ZM67 59H68V58H67ZM102 59H103V57H102ZM115 59H116V58H115ZM170 59H171V58H170ZM170 59H169V60H170ZM188 59H189V58H188ZM222 59H223V58H222ZM222 59H221V60H222ZM236 59H237V57H236ZM14 60H15V59H14ZM19 60H20V59H19ZM37 60H38V59H37ZM41 60H42V59H41ZM70 60H71V59H70ZM74 60H75V59H74ZM76 60H78V59L76 58ZM103 60H104V59H103ZM103 60H102V61H103ZM109 60H110V59H109ZM116 60H117V59H116ZM161 60H162V59H161ZM163 60H164V59H163ZM185 60H187V59H185ZM207 60H208V59H207ZM210 60H211V59H210ZM212 60H214V59H212ZM249 60H250V59H249ZM7 61H8V60H7ZM65 61H66V60H65ZM67 61H68V60H67ZM94 61H95V60H94ZM94 61H93V62H94ZM112 61H113V60H112ZM144 61H145V60H144ZM157 61H158V60H157ZM157 61H156V62H157ZM187 61H188V60H187ZM195 61H196V60H195ZM198 61H199V60H198ZM202 61H203V60H202ZM218 61H219V60H218ZM231 61H232V60H231ZM0 62H1V61H0ZM37 62H38V61H37ZM42 62H43V61H42ZM48 62H49V61H48ZM52 62H53V61H52ZM72 62H73V59H72ZM88 62H90V61H88ZM103 62H104V61H103ZM115 62H116V61H115ZM120 62H121V61H120ZM138 62H139V61H138ZM173 62H175V61H173ZM179 62H180V61H179ZM183 62H184V61H183ZM189 62H191V61H189ZM196 62H197V61H196ZM214 62H215V61H214ZM219 62H220V61H219ZM229 62H230V61H229ZM18 63H19V62H18ZM66 63H67V62H66ZM66 63H65V64H66ZM68 63H69V62H68ZM139 63H140V62H139ZM143 63H144V62H143ZM160 63H161V62H160ZM170 63H171V62H170ZM193 63H194V61H193ZM202 63H203V62H202ZM223 63H224V62H223ZM227 63H228V62H227ZM2 64H3V63H2ZM27 64H28V63H27ZM41 64H42V63H41ZM46 64H49V63H46ZM54 64H55V66H57V63H54ZM69 64H70V63H69ZM72 64H73V63H72ZM81 64H82V63H81ZM103 64H104V63H103ZM106 64H107V63H106ZM112 64H113V63H112ZM128 64H129V63H128ZM131 64H132V63H131ZM131 64H130V65H131ZM158 64H159V63H158ZM166 64H167V63H166ZM211 64H212V63H211ZM262 64H263V63H262ZM43 65H44V64H43ZM62 65H63V64H62ZM62 65L59 64V66H62ZM140 65H141V64H140ZM144 65H145V64H144ZM144 65H143V66H144ZM151 65H152V64H151ZM180 65H181V64H180ZM182 65H183V64H182ZM189 65H190V64H189ZM205 65H206V64H205ZM14 66H16V65H14ZM49 66H50V64H49ZM68 66H69V65H68ZM73 66H74V65H73ZM143 66H141V67H143ZM164 66H165V65H164ZM197 66H198V64H197ZM206 66H207V65H206ZM2 67H3V66H2ZM23 67H24V65H23ZM63 67H64V66H63ZM63 67H62V68H63ZM65 67H67V66H65ZM71 67H72V66H71ZM71 67L69 66V68H67V69H70ZM114 67H116V66H114ZM114 67H113V68H114ZM118 67L120 68V66H118ZM121 67H122V65H121ZM157 67H158V66H157ZM173 67H174V66H173ZM178 67H179V65H178ZM186 67H187V66H186ZM191 67H192V66H191ZM195 67H196V66H195ZM202 67H203V66H202ZM211 67L213 68V66H210V68H211ZM217 67H218V66H217ZM235 67H236V66H235ZM10 68H11V67H10ZM24 68H25V67H24ZM31 68H32V67H31ZM47 68H49V67H46L45 69H47ZM51 68H52V67H51ZM72 68H73V67H72ZM116 68H117V67H116ZM116 68H115V69H116ZM124 68H125V67H124ZM132 68H134V67H132ZM179 68H180V67H179ZM207 68H208V66H207ZM223 68H224V67H223ZM223 68H222V69H223ZM252 68H253V67H252ZM252 68H251V69H252ZM0 69H1V68H0ZM7 69H8V68H7ZM19 69H20V67H19ZM29 69H30V68H29ZM32 69H33V68H32ZM59 69H60V68H59ZM73 69H74V68H73ZM76 69H77V68H76ZM76 69H75V70H76ZM102 69H103V68H102ZM110 69H111V68H110ZM138 69H139V68H138ZM138 69H137V70H138ZM148 69H149V68H148ZM185 69H186V68H185ZM187 69H188V68H187ZM200 69H201V68H200ZM241 69H242V67H241ZM241 69H239V70H241ZM244 69H245V68H244ZM254 69H255V68H254ZM2 70H3V69H2ZM5 70H6V69H5ZM17 70H18V69H17ZM38 70H39V69H38ZM87 70H88V69H87ZM90 70H91V69H90ZM104 70H105V69H104ZM112 70H113V69L110 70L111 73L114 72V71H112ZM116 70H118V68H117ZM137 70H136V71H137ZM144 70H145V69H144ZM144 70H143V68H142V71H144ZM192 70H193V69H192ZM201 70H202V69H201ZM209 70H210V69H209ZM246 70H247V69H246ZM31 71H32V70H31ZM47 71H48V70H47ZM57 71H58V69H57ZM92 71H93V70H92ZM122 71H123V70H122ZM124 71H125V69H124ZM124 71H123V72H124ZM128 71H129V70H127V72H128ZM148 71H149V70H148ZM160 71H161V70H160ZM186 71H188V70H186ZM236 71H237V70H236ZM247 71H248V70H247ZM1 72H2V71H1ZM69 72H70V71H69ZM96 72H97V71H96ZM98 72H99V71H98ZM105 72H106V70H105ZM105 72H104V73H105ZM118 72H119V71H118ZM127 72H126V73H127ZM175 72H177V71L175 70ZM181 72H182V71H181ZM181 72H180V73H181ZM183 72H184V71H183ZM183 72H182V73H183ZM189 72H190V71H189ZM201 72L206 73L204 70L201 71ZM207 72H208V71H207ZM210 72H211V71H210ZM210 72H209V74H210ZM212 72H213V70H212ZM215 72H217V70H216ZM215 72H213V73H215ZM221 72H222V71H221ZM250 72H251V71H250ZM250 72H248V73H250ZM254 72H255V71H254ZM46 73H47V72H46ZM52 73H53V72H52ZM74 73H75V72H74ZM76 73H77V72H76ZM76 73H75V74H76ZM116 73H117V72H116ZM116 73H115V74H116ZM120 73H121V72H120ZM133 73H134V72H132V74H133ZM145 73H146V72H145ZM148 73H149V75H150V72H148ZM173 73H174V72H173ZM184 73H186V72H184ZM191 73H192V72H191ZM196 73H197V72H196ZM204 73L201 74V75H204ZM232 73H233V72H232ZM6 74H7V73H6ZM9 74H10V73H9ZM31 74H32V73H31ZM48 74H49V73H48ZM70 74H71V73H70ZM72 74H73V73H72ZM81 74H82V73H81ZM99 74H100V73H99ZM105 74H106V73H105ZM108 74L110 75L109 77H111V74H110V73H108ZM123 74H125V73H123ZM129 74H130V73H129ZM143 74H144V72H143ZM154 74H155V73H154ZM250 74H251V73H250ZM258 74H260V73H258ZM36 75H37V74H36ZM43 75H44V74H43ZM55 75H56V74H55ZM73 75H74V74H73ZM82 75H83V74H82ZM121 75H122V74H121ZM121 75H120V76H121ZM130 75H131V74H130ZM146 75H147V74H146ZM151 75H152V74H151ZM151 75H150V76H151ZM184 75H185V74H184ZM187 75H190V74L188 73ZM196 75H197V74H196ZM196 75H194V77H195ZM220 75H221V74H220ZM229 75H230V74H229ZM241 75H242V74H241ZM262 75H263V74H262ZM16 76H17V75H16ZM23 76H24V75H23ZM25 76H26V75H25ZM64 76H65V75H63V77H64ZM68 76H69V75H68ZM86 76H87V75H86ZM104 76H105V78H106V75H104ZM116 76H117V75H116ZM127 76H129V75H127ZM137 76H138V75H137ZM169 76H170V75H169ZM175 76H176V75H175ZM192 76H193V75H192ZM213 76H214V75H213ZM245 76H246V75H245ZM13 77H14V76H13ZM54 77H55V76H54ZM75 77H76V76H75ZM79 77H80V76H79ZM83 77H84V75H83ZM113 77H115V76H112V78H113ZM138 77H139V76H138ZM146 77H148V76H146ZM151 77H152V76H151ZM178 77H179V76H178ZM199 77H200V76H199ZM228 77H229V76H228ZM231 77H232V76H231ZM233 77H234V76H233ZM32 78H33V77H32ZM40 78H41V77H40ZM80 78H81V77H80ZM80 78H79V80H80ZM121 78H122V77H121ZM124 78H125V77H124ZM131 78H132V77H131ZM134 78H135V77H134ZM140 78H141V76H140L138 79H140ZM148 78H149V77H148ZM254 78H255V77H254ZM258 78H260V77H258ZM19 79H21L20 76H19ZM38 79H39V78H38ZM61 79H62V77H61ZM61 79H59V80H61ZM69 79H70V78H69ZM73 79H74V78H73ZM73 79H71L72 82L75 80V79H74V80H73ZM85 79H86V78H85ZM90 79H91V78H90ZM117 79H118V77H117ZM143 79H145V78L142 77V80H143ZM146 79H147V78H146ZM154 79H155V78H154ZM237 79H238V78H237ZM255 79H256V78H255ZM261 79H262V78H261ZM1 80H3V79H1ZM6 80H7V79H6ZM15 80H16V79H15ZM15 80H14V81H15ZM39 80H40V79H39ZM46 80H47V79H46ZM46 80H45V81H46ZM65 80H66V78H65ZM79 80H78V81H79ZM82 80H83V79L81 78V81H82ZM124 80H125V79H124ZM135 80H137V79H135ZM151 80H152V79H151ZM151 80H150V81H151ZM182 80H183V79H182ZM224 80H225V79H224ZM230 80H231V79H230ZM238 80H239V79H238ZM247 80H248V79H247ZM257 80H259V79H257ZM22 81H23V80H22ZM32 81H33V80H32ZM45 81H44V82H45ZM52 81H53V80H52ZM87 81H88V79H87ZM111 81H112V80H111ZM119 81H120V80H119ZM143 81H144V80H143ZM143 81H142V82H143ZM145 81H146V80H145ZM148 81H149V79H148ZM157 81H159V80H157ZM164 81H165V80H164ZM166 81H167V80H166ZM212 81H213V79H212ZM255 81H256V80H255ZM16 82H17V81H16ZM54 82H55V81H54ZM56 82H57V81H56ZM74 82H75V81H74ZM83 82H84V81H83ZM85 82H86V81H85ZM113 82H114V81H113ZM115 82H117V81H115ZM125 82H127V81H125ZM136 82H137V81H136ZM140 82H141V81H140ZM174 82H175V81H174ZM209 82H210V81H209ZM229 82H230V81H229ZM229 82H227V83L229 84ZM239 82H240V81H239ZM256 82H257V81H256ZM39 83H40V81H39ZM45 83H46V82H45ZM75 83H77V82H75ZM75 83H74V85H75ZM102 83H103V82H102ZM122 83H123V82H122ZM127 83H128V82H127ZM147 83H149V82H147ZM162 83H163V82H162ZM167 83H168V82H167ZM207 83H208V82H207ZM221 83L223 84V82H221ZM233 83H234V82H233ZM258 83H260V82H258ZM261 83H262V82H261ZM24 84H26V83H24ZM79 84H81V83H79ZM85 84H86V83H85ZM87 84H88V83H87ZM87 84H86V85H87ZM93 84H94V83H93ZM112 84H113V83H112ZM142 84H143V83H142ZM144 84H146V83H144ZM154 84H155V83H154ZM157 84H159V82H158ZM157 84H156V85H157ZM177 84H179V83H177ZM231 84H232V83H231ZM235 84H237V83H235ZM262 84H263V83H262ZM2 85H4V84H2ZM9 85H10V84H9ZM70 85H71V84H70ZM77 85H78V83H77ZM131 85H132V84H131ZM137 85H138V84H137ZM148 85H149V84H148ZM148 85H147V87H149ZM215 85H216V84H215ZM218 85H219V84H218ZM253 85H255V84H253ZM7 86H8V85H7ZM58 86H59V85H58ZM68 86H69V85H68ZM79 86H80V85H79ZM82 86H83V85H82ZM88 86H89V84H88ZM104 86H105V85H104ZM140 86H141V84H140ZM153 86L155 87V85H153ZM162 86H163V85H162ZM169 86H170V85H169ZM251 86H252V85H251ZM48 87H49V86H48ZM62 87H63V86H62ZM91 87H92V86H91ZM105 87H106V86H105ZM118 87H119V86H118ZM120 87H121V86H120ZM130 87H131V86H130ZM137 87H138V86H137ZM158 87H159V86H158ZM164 87H165V86H164ZM213 87H214V86H213ZM229 87H230V86H229ZM255 87L257 88V86H255ZM259 87H260V86H259ZM8 88H9V87H8ZM8 88H7V89H8ZM67 88H68V87H67ZM70 88L73 89L74 87H70ZM78 88H79V87H78ZM78 88H77V89H78ZM121 88H122V87H121ZM133 88H134V87H133ZM141 88H142V87H141ZM144 88H145V87H144ZM149 88H151V87H149ZM162 88H163V87H162ZM162 88H161V89H162ZM207 88H208V87H207ZM244 88H245V87H244ZM5 89H6V87H5ZM26 89H27V88H26ZM32 89H33V88H32ZM50 89H51V87H50ZM53 89H54V88H53ZM53 89H52V91H53ZM74 89H75V88H74ZM123 89H124V88H123ZM127 89H128V86H127ZM146 89H147V88H146ZM154 89H155V88H154ZM156 89H157V87H156ZM161 89H160V90H161ZM210 89H211V88H210ZM226 89H229V88L226 87L225 90H226ZM237 89H238V88H237ZM14 90H15V89H14ZM34 90H35V89H34ZM55 90H56V89H55ZM60 90H61V88H60ZM133 90H134V89H133ZM148 90H149V89H148ZM151 90H152V89H151ZM214 90H215V88H214ZM214 90H213V91H214ZM240 90H241V89H240ZM245 90H246V89H245ZM257 90H258V89H257ZM22 91H24V90H22ZM31 91H33V90H31ZM42 91H43V90H42ZM64 91H65V90H64ZM66 91H67V90H66ZM66 91H65V92H66ZM70 91H71V90H70ZM94 91H95V90H94ZM129 91H130V90H129ZM134 91H136V90H134ZM146 91H147V90H146ZM146 91H145V92H146ZM153 91H156V90H152V92H153ZM9 92H10V91H9ZM20 92H21V90H20ZM33 92H34V91H33ZM60 92H62V91H60ZM162 92H163V91H162ZM203 92H204V91H203ZM222 92H223V91H222ZM242 92H243V91H242ZM246 92H247V90H246ZM23 93H24V92H23ZM23 93H22V94H23ZM26 93H27V92H26ZM77 93H78V92H77ZM92 93H93V92H92ZM150 93H151V92H150ZM169 93H170V92H169ZM196 93H197V91H196ZM226 93H227V92H226ZM231 93H232V92H231ZM248 93H249V92H248ZM254 93H255V92H254ZM0 94H1V93H0ZM19 94H20V93H19ZM137 94H138V93H137ZM144 94H145V93H144ZM151 94H152V93H151ZM151 94H150V95H151ZM192 94H193V93H192ZM215 94H216V93H215ZM228 94H229V93H228ZM9 95L11 96V94H8V96H9ZM32 95H33V94H32ZM54 95H55V94H54ZM79 95H80V94H79ZM89 95H90V94H89ZM98 95H99V94H98ZM142 95H143V94H142ZM145 95H146V94H145ZM147 95H148V94H147ZM169 95H170V94H169ZM171 95H172V93H171ZM175 95H176V94H175ZM200 95H201V94H200ZM202 95H203V94H202ZM205 95H206V94H205ZM218 95H219V94H218ZM220 95H222V94H220ZM235 95H236V94H235ZM3 96H4V95H3ZM3 96H2V97H3ZM33 96H34V95H33ZM33 96H32V97H33ZM76 96H77V95H76ZM86 96H87V95H86ZM95 96H96V95H95ZM95 96H94V97H95ZM148 96H149V95H148ZM190 96H191V95H190ZM231 96H234V95H231ZM58 97H59V96H58ZM84 97H85V96H84ZM161 97H162V96H161ZM187 97H189V96H187ZM194 97L196 98V96H194ZM199 97H200V96H199ZM201 97H202V96H201ZM206 97H207V96H206ZM214 97H215V96H214ZM216 97H218V96H216ZM224 97H225V96H224ZM227 97H228V96H227ZM253 97H254V96H253ZM9 98H10V97H9ZM52 98H53V97H52ZM52 98H51V99H52ZM60 98H61V97H60ZM158 98H159V97H158ZM165 98H166V97H165ZM240 98H241V97H240ZM242 98H243V96H242ZM248 98H249V96H248ZM54 99H55V97H54ZM61 99H62V98H61ZM87 99H88V98H87ZM172 99H173V97H172ZM174 99H175V98H174ZM176 99H177V98H176ZM192 99H194V98H191V100H192ZM202 99H203V98H202ZM214 99H215V98H214ZM214 99H213V100H214ZM223 99H224V98H223ZM228 99H229V98H228ZM238 99H239V98H238ZM250 99H251V98H250ZM250 99H249V100H250ZM66 100H67V99H66ZM91 100H92V99H91ZM128 100H130V99H128ZM140 100H141V99H140ZM160 100H161V99H160ZM165 100H166V99H164V101H165ZM167 100H168V99H167ZM169 100H170V99H169ZM213 100H212V101H213ZM220 100H221V99H220ZM231 100H232V99H231ZM231 100H230V102H231ZM4 101H5V100H4ZM40 101H41V100H40ZM75 101H76V100H75ZM81 101H82V100H81ZM81 101H80V103H81ZM116 101H117V100H116ZM122 101H124V100H122ZM126 101H127V100H126ZM164 101H163V102H164ZM172 101H173V100H172ZM176 101H177V100H176ZM222 101H223V100H222ZM234 101H235V100H234ZM238 101H239V100H238ZM256 101H257V98H256ZM10 102H11V100H10ZM35 102H37V100H36ZM87 102H88V101H87ZM90 102H91V101H90ZM192 102H193V101H192ZM196 102H197V101H196ZM241 102H243V101H241ZM3 103H4V102H3ZM3 103H2V104H3ZM22 103H23V102H22ZM22 103H21V106H22ZM43 103H44V102H43ZM46 103H47V102H46ZM46 103H45V104H46ZM74 103H75V102H74ZM82 103H83V101H82ZM85 103H86V102H85ZM170 103H171V102H170ZM170 103H169V104H170ZM238 103H239V102H238ZM253 103H254V102H253ZM255 103H256V102H255ZM50 104H51V103H50ZM60 104H61V103H60ZM78 104H79V102H78ZM91 104H92V103H91ZM159 104H161V103H159ZM164 104H165V103H164ZM197 104H198V103H197ZM200 104H201V103H200ZM211 104H212V103H211ZM216 104H219V103H216ZM223 104H224V103H223ZM227 104H228V103H227ZM230 104H231V103H230ZM235 104H236V103H235ZM240 104H241V103H240ZM3 105H5V104H3ZM12 105H13V102H12ZM36 105H37V103H36ZM40 105H41V104H40ZM76 105H77V104H76ZM86 105H88V104H86ZM86 105H85V106H86ZM177 105H178V104H177ZM204 105H205V104H204ZM225 105H226V104H225ZM241 105H243V104H241ZM245 105H246V103H245ZM247 105H248V104H247ZM253 105H254V104H253ZM24 106H25V105H24ZM46 106H47V105H46ZM78 106H79V105H78ZM88 106H90V104H89ZM91 106H92V105H91ZM96 106H97V105H96ZM96 106H93V107H96ZM105 106H106V105H105ZM160 106H161V105H160ZM162 106H163V105H162ZM175 106H176V105H175ZM202 106H203V105H202ZM209 106H210V105H209ZM219 106H220V104H219ZM221 106H222V105H221ZM231 106H232V105H231ZM25 107H26V106H25ZM36 107H37V106H36ZM43 107H44V106H43ZM54 107H55V106H54ZM57 107H58V106H57ZM64 107H65V105H64ZM67 107H68V106H67ZM70 107H71V106H70ZM82 107H83V106H82ZM86 107H87V106H86ZM101 107H102V106H101ZM179 107H181V106H179ZM182 107H183V106H182ZM199 107L201 108V106H199ZM204 107H205V106H204ZM206 107H208V106H206ZM83 108H84V107H83ZM97 108H98V107H97ZM142 108H143V107H142ZM158 108H159V107H158ZM162 108H163V107H162ZM183 108H184V107H183ZM185 108H187V107H185ZM188 108H189V107H188ZM192 108H193V107H192ZM210 108H211V106H210ZM216 108H217V107H216ZM230 108H231V107H230ZM236 108H237V107H236ZM0 109H2V108H0ZM17 109H18V108H17ZM56 109H58V108H56ZM92 109H93V108H92ZM99 109H100V108H99ZM144 109H145V108H144ZM179 109H180V108H179ZM226 109H227V108H226ZM261 109H262V108H261ZM13 110H14V109H13ZM15 110H16V109H15ZM15 110H14V111H15ZM37 110H38V109H37ZM45 110H46V109H45ZM51 110H52V109H51ZM51 110H50V112H51ZM65 110H66V109H65ZM77 110H79V109H77ZM80 110H81V109H80ZM95 110H96V109H95ZM97 110H98V109H97ZM155 110H156V109H155ZM160 110H161V109H160ZM175 110H176V109H175ZM175 110H174V112H176ZM195 110H196V109H195ZM204 110H205V109H204ZM206 110H207V109H206ZM217 110H220V109L218 108ZM8 111H9V110H8ZM18 111H19V110H18ZM84 111H85V110H84ZM84 111H83V112H84ZM86 111H88V110H86ZM93 111H94V110H93ZM93 111H92V112H93ZM120 111H121V110H120ZM156 111H157V110H156ZM158 111H159V109H158ZM170 111H171V110H170ZM172 111H173V110H172ZM180 111H182V110H180ZM185 111H186V110H185ZM185 111H184V112H185ZM208 111H209V110H208ZM222 111H223V110H222ZM259 111H260V110H259ZM48 112H49V111H48ZM89 112L91 113L90 110H89ZM94 112H95V111H94ZM94 112H93V113H94ZM97 112H98V111H97ZM104 112H105V111H104ZM128 112H129V111H128ZM145 112H146V111H145ZM145 112H144V113H145ZM153 112H154V111H153ZM187 112H189V110H187ZM198 112H199V111H198ZM209 112H210V111H209ZM261 112H262V111H261ZM5 113H6V112H5ZM12 113H13V112H12ZM51 113H52V112H51ZM56 113H57V110H56ZM67 113H68V112H67ZM72 113H73V112H72ZM72 113H71V114H72ZM166 113H167V112H166ZM177 113H178V112H177ZM179 113H180V112H179ZM189 113H191V112H189ZM192 113H193V112H192ZM213 113H214V112H213ZM8 114L10 115L9 112H8ZM16 114H18V113H16ZM16 114H15V116H16ZM23 114H24V112H23ZM35 114H36V112H35ZM40 114H41V113H40ZM45 114H47V113H44L43 115H45ZM52 114H53V113H52ZM77 114H78V113H77ZM84 114H85V113H84ZM95 114H97V113H95ZM167 114H168V113H167ZM193 114H194V113H193ZM200 114H201V113H200ZM237 114H238V113H237ZM81 115H82V113H81ZM98 115H99V114H98ZM104 115H105V114H104ZM114 115H115V114H114ZM116 115H117V114H116ZM145 115H146V114H145ZM145 115H144V116H145ZM164 115H165V113H164ZM175 115H176V114H175ZM246 115H247V114H246ZM160 116H162V115H160ZM170 116H172V115H170ZM181 116H182V115H181ZM202 116H203V115H202ZM19 117H20V116H19ZM31 117H32V116H31ZM38 117H39V116H38ZM146 117H147V116H146ZM146 117H145V118H146ZM166 117H167V116H166ZM172 117H173V116H172ZM189 117H190V116H189ZM195 117H196V114H195ZM198 117H199V114H198ZM0 118H1V117H0ZM29 118H30V117H29ZM167 118H168V117H167ZM179 118H180V117H179ZM181 118H182V117H181ZM24 119H25V118H24ZM40 119H41V118H40ZM42 119H43V118H42ZM52 119H53V118H52ZM61 119H62V118H61ZM169 119H170V118H169ZM183 119H184V118H183ZM224 119H225V118H224ZM33 120H34V119H33ZM53 120H54V119H53ZM69 120H70V119H69ZM81 120H82V119H81ZM115 120H116V119H115ZM119 120H120V119H119ZM186 120H187V119H186ZM196 120H197V119H196ZM220 120H221V119H220ZM220 120H219V121H220ZM1 121H2V120H1ZM12 121H13V120H12ZM12 121H11V122H12ZM36 121H38V120H36ZM54 121H55V120H54ZM60 121H61V120H60ZM72 121H73V120H72ZM83 121H84V120H83ZM124 121H125V120H124ZM124 121H123V122H124ZM148 121H149V120H148ZM156 121H158V120H156ZM167 121H168V120H167ZM172 121H174V120H172ZM176 121H177V120H176ZM190 121H191V120H190ZM240 121H241V120H240ZM45 122H46V121H45ZM45 122H44V123H45ZM50 122H51V121H50ZM70 122H71V121H70ZM123 122H122V123H123ZM126 122H127V121H126ZM141 122H142V121H141ZM205 122H206V121H205ZM2 123H3V122H1V124H2ZM31 123H32V122H31ZM33 123H34V122H33ZM33 123H32V124H33ZM60 123H61V122H60ZM77 123H78V122H77ZM89 123H90V122H89ZM100 123H101V122H100ZM115 123H116V122H115ZM122 123H121V124H122ZM153 123H154V122H153ZM197 123H198V121H197ZM201 123H203V122L201 121ZM214 123H215V122H214ZM225 123H226V122H225ZM235 123H236V122H235ZM3 124H4V123H3ZM27 124H28V123H27ZM37 124H38V123H37ZM37 124L35 123V125H37ZM48 124H49V123H48ZM51 124H52V123H51ZM62 124H63V122H62ZM84 124H85V123H84ZM121 124H120V125H121ZM211 124H212V123H211ZM215 124H216V123H215ZM220 124H221V123H220ZM223 124H224V123H223ZM22 125H23V124H22ZM59 125H60V124H59ZM87 125L89 126V124H87ZM106 125H107V124H106ZM113 125H114V124H113ZM116 125H117V124H116ZM120 125H118V127H119ZM224 125H225V124H224ZM44 126H45V125H44ZM64 126H66V125H64ZM88 126H86V127H88ZM97 126H98V125H97ZM97 126H96V127H97ZM102 126H103V125H102ZM109 126H110V123H109ZM114 126H115V125H114ZM127 126H128V125H127ZM132 126H133V125H132ZM132 126H131V127H132ZM147 126H148V124H147ZM166 126H167V125H166ZM221 126H222V125H221ZM221 126H220V127H221ZM16 127H17V126H16ZM26 127H27V126H26ZM47 127H48V126H47ZM78 127H79V126H78ZM98 127H99V126H98ZM107 127H108V126H107ZM116 127H117V126H116ZM141 127H142V126H141ZM152 127H153V126H152ZM199 127H200V126H199ZM220 127H218V129H219ZM245 127H246V126H245ZM260 127H261V126H260ZM7 128H8V127H7ZM7 128H6V129H7ZM27 128H28V127H27ZM29 128H31V127H29ZM32 128H33V127H32ZM51 128H52V127H51ZM83 128H84V127H83ZM125 128H126V127H125ZM134 128H135V127H134ZM136 128H137V127H136ZM136 128H135V130H136V132H137V129H136ZM147 128H148V127H147ZM157 128H158V127H157ZM172 128H173V127H172ZM196 128H197V127H196ZM4 129H5V128H4ZM43 129H44V127H43ZM60 129H61V128H60ZM74 129H75V127H74ZM107 129H109V128H107ZM116 129H118V128H116ZM199 129H200V128H199ZM202 129H203V128H202ZM222 129H223V128H222ZM243 129H245V128H243ZM25 130H26V129H25ZM35 130H37V129H35ZM35 130H34V131H35ZM54 130H55V129H54ZM85 130H86V129H85ZM90 130H91V129H90ZM90 130H89V131H90ZM96 130H97V129H96ZM100 130H101V129H100ZM128 130H129V129H128ZM138 130H139V129H138ZM151 130H152V129H151ZM176 130H177V129H176ZM203 130H204V129H203ZM205 130H206V129H205ZM219 130H220V129H219ZM249 130H250V129H249ZM258 130H259V129H258ZM6 131H7V130H6ZM27 131H28V129H27ZM31 131H32V130H31ZM38 131H40V130H38ZM52 131H53V130H52ZM64 131H65V130H64ZM82 131H83V130H82ZM110 131H111V130H110ZM124 131H125V130H124ZM139 131H140V130H139ZM197 131H198V130H197ZM207 131H208V130H207ZM213 131H214V130H213ZM240 131H241V130H240ZM246 131H247V130H246ZM7 132H9V131H7ZM28 132H29V131H28ZM61 132H62V131H61ZM65 132H66V131H65ZM67 132H69V131L67 130ZM102 132H104V131H102ZM190 132H191V131H190ZM199 132H200V131H199ZM202 132H203V131H202ZM204 132H205V131H204ZM217 132H218V131H217ZM241 132H242V131H241ZM243 132H244V131H243ZM256 132H257V131H256ZM258 132H259V131H258ZM258 132H257V133H258ZM3 133H4V132H3ZM3 133H2V134H3ZM13 133H14V132H13ZM44 133H45V132H44ZM55 133H56V132H55ZM70 133H71V132H70ZM93 133H94V132H93ZM98 133H99V130H98ZM114 133H116V130H115ZM120 133H122V132H120ZM123 133H124V132H123ZM126 133H127V132H126ZM126 133H124V134H126ZM175 133H177V132H175ZM185 133H187V132H185ZM213 133H214V132H213ZM236 133H237V132H236ZM250 133H251V132H250ZM36 134H37V133H36ZM45 134H46V133H45ZM49 134H50V132H49ZM61 134H62V133H61ZM81 134H82V133H81ZM91 134H92V133H91ZM107 134H108V133H107ZM201 134H202V133H201ZM232 134H233V133H232ZM254 134H256V133H254ZM18 135H19V134H18ZM18 135H17V136H18ZM46 135H47V134H46ZM75 135H76V134H75ZM89 135H90V134H89ZM95 135H96V134H95ZM95 135H93V136H95ZM110 135H111V133L109 134V136H110ZM134 135H135V133H134ZM188 135H189V134H188ZM198 135H199V134H198ZM203 135H204V133H203ZM203 135H202V136H203ZM205 135H206V134H205ZM221 135H222V134H221ZM230 135H231V134H230ZM55 136H56V135H55ZM71 136H73V134H72ZM80 136H81V135H80ZM84 136H85V135H84ZM97 136H98V135H97ZM101 136H102V135H101ZM115 136H116V135H115ZM200 136H201V135H200ZM238 136H240V135H238ZM238 136H237V137H238ZM13 137H15V136H13ZM23 137H24V136H23ZM28 137H29V136H28ZM48 137H50V136H48ZM51 137H52V136H51ZM59 137H60V136H59ZM91 137H92V135H91ZM98 137H99V136H98ZM106 137H107V136H106ZM110 137H112V136H110ZM117 137L120 138V136H117ZM154 137H155V136H154ZM173 137H174V136H173ZM219 137H220V136H219ZM7 138H8V137H7ZM10 138H11V136H10ZM31 138H32V137H31ZM82 138H83V136H82ZM85 138H86V137H85ZM87 138H88V137H87ZM99 138H101V137H99ZM99 138H98V139H99ZM103 138H104V137H103ZM113 138L115 139V137H113ZM113 138H112V139H113ZM121 138H122V137H121ZM126 138H127V137H126ZM126 138H125V139H126ZM129 138H131V137H129ZM132 138H134V137H132ZM136 138H137V137H136ZM136 138H135V139H136ZM138 138H139V137H138ZM138 138H137V139H138ZM163 138H164V137H163ZM180 138H181V137H180ZM190 138H191V137H190ZM195 138H196V137H195ZM200 138H201V137H200ZM205 138H206V137H205ZM207 138H208V137H207ZM255 138H256V137H255ZM8 139H9V138H8ZM13 139H15V138H13ZM19 139H20V138H19ZM22 139H23V138H22ZM25 139H26V137H25ZM33 139H34V138H33ZM39 139H40V138H39ZM56 139H57V137H56ZM98 139H97V140H98ZM125 139H124V140H125ZM156 139H157V138H156ZM186 139H187V138H186ZM192 139H193V138H192ZM211 139H213V138L211 137ZM211 139H210V141H211ZM36 140H37V138H36ZM46 140H47V139H46ZM67 140H68V139H67ZM74 140H75V139H74ZM74 140H73V141H74ZM84 140H85V139H84ZM104 140H105V138H104ZM133 140H134V139H133ZM171 140H172V139H171ZM196 140H197V139H196ZM7 141H8V140H7ZM21 141H22V140H21ZM21 141H19V142L21 143ZM24 141H25V140H24ZM30 141H32V140H30ZM59 141H60V140H59ZM75 141H77V140H75ZM94 141H95V140H94ZM127 141H128V140H127ZM138 141H139V140H138ZM151 141H152V140H151ZM187 141H188V140H187ZM233 141H235V140H233ZM233 141H231V142H233ZM240 141H241V140H240ZM8 142H9V141H8ZM11 142H12V141H11ZM17 142H18V140H17ZM35 142H36V141H35ZM55 142H56V141H55ZM61 142H62V141H61ZM86 142H87V141H86ZM90 142H91V141H90ZM92 142H93V141H92ZM92 142H91V143H92ZM117 142H118V141H117ZM128 142H129V141H128ZM173 142H174V141H173ZM1 143H2V142H1ZM4 143H6V141H4ZM13 143H14V142H13ZM32 143H33V142H32ZM40 143H41V142H40ZM80 143H81V142H80ZM100 143H101V142H100ZM103 143H105V142H103ZM103 143H102V144H103ZM122 143H123V141H122ZM126 143H127V142H126ZM154 143H155V142H154ZM163 143H164V142H163ZM190 143H191V142H190ZM199 143H200V142H199ZM201 143H202V141H201ZM208 143H209V142H208ZM208 143H207V144H208ZM23 144H24V143H23ZM57 144H58V143H57ZM71 144H72V143H71ZM73 144H74V143H73ZM84 144H85V143H84ZM123 144H124V143H123ZM123 144H121V146H122ZM149 144H150V143H149ZM182 144H183V143H182ZM233 144H234V143H233ZM3 145H4L3 147L6 146L5 144H3ZM12 145H13V144H12ZM16 145H17V144H16ZM18 145H19V144H18ZM28 145H29V144H28ZM62 145H63V144H62ZM66 145H67V144H66ZM77 145H78V144H77ZM88 145H89V144H88ZM96 145H97V144H96ZM107 145H108V144H107ZM109 145H111V143H110ZM114 145H115V144H114ZM133 145H134V144H133ZM136 145H137V144H136ZM156 145H158V144H156ZM156 145H155V146H156ZM205 145H206V144H205ZM205 145H204V146H205ZM231 145H232V144H231ZM240 145H241V144H240ZM13 146H14V145H13ZM42 146H43V145H42ZM55 146H56V145H55ZM57 146H59V144H58ZM71 146H73V145H71ZM79 146H80V145H79ZM104 146H105V145H104ZM115 146H116V145H115ZM128 146H129V145H128ZM168 146H169V145H168ZM195 146H196V144H195ZM0 147H1V146H0ZM8 147H9V146H8ZM8 147H7V148H8ZM27 147H28V146H27ZM34 147H35V146H34ZM66 147H67V146H66ZM93 147H94V145H93ZM99 147H100V146H99ZM107 147H109V146H107ZM116 147H117V146H116ZM118 147H119V146H118ZM130 147H131V146H130ZM130 147H129V148H130ZM139 147H141V146H139ZM172 147H173V146H172ZM188 147H189V146H188ZM233 147H234V146H233ZM263 147H264V146H263ZM5 148H6V147H5ZM18 148H19V147H18ZM23 148H24V147H23ZM39 148H40V147H39ZM43 148H44V146H43ZM48 148H49V147H48ZM51 148H52V146H51ZM58 148H59V147H58ZM70 148H71V147H70ZM76 148H77V147H76ZM96 148H97V147H96ZM96 148H95V149H96ZM126 148H127V147H126ZM136 148H137V146H136ZM142 148H143V147H142ZM236 148H237V147H236ZM240 148H241V147H240ZM247 148H248V147H247ZM249 148H250V147H249ZM15 149H16V147H15ZM20 149H21V148H20ZM20 149H19V150H20ZM26 149H27V148H26ZM34 149H35V148H34ZM34 149H33V150H34ZM40 149H42V148H40ZM66 149H67V148H66ZM92 149H93V148H92ZM106 149H108V148H106ZM118 149L121 150L122 148H118ZM137 149H138V148H137ZM211 149H212V148H211ZM228 149H229V148H228ZM241 149H242V148H241ZM259 149H260V148H259ZM1 150H3V149H1ZM1 150H0V151H1ZM11 150L15 151L14 149H11ZM19 150H18V152H19ZM21 150H22V149H21ZM35 150H36V149H35ZM57 150H58V149H57ZM73 150H74V149H73ZM98 150H100V149H98ZM101 150H102V149H101ZM148 150H149V149H148ZM155 150H157V149H155ZM163 150H164V149H163ZM163 150H161V151H163ZM173 150H174V149H173ZM175 150H176V149H175ZM201 150H202V149H201ZM206 150H207V149H206ZM231 150H232V149H231ZM235 150H236V149H235ZM247 150H248V149H247ZM249 150H250V149H249ZM30 151H31V150H30ZM41 151H44V150H41ZM86 151H87V150H86ZM86 151H85V152H86ZM93 151H94V150H93ZM118 151H119V150H118ZM124 151H125V150H124ZM126 151H127V150H126ZM133 151H134V150H133ZM133 151H131V152H133ZM136 151H137V150H136ZM181 151H183V150H181ZM193 151H194V150H193ZM204 151H205V150H204ZM238 151H239V150H238ZM240 151H243V150H240ZM7 152H8V151H7ZM37 152H38V151H37ZM50 152H51V151H50ZM67 152H68V151H67ZM109 152H110V151H109ZM201 152H203V151H201ZM231 152H232V151H231ZM252 152H253V151H252ZM5 153H6V152H5ZM14 153H15V152H14ZM34 153H35V152H34ZM77 153H78V152H77ZM112 153H113V152H112ZM126 153H127V152H126ZM179 153H180V152H179ZM188 153H189V152H188ZM195 153H196V152H195ZM198 153H200V152H198ZM208 153H209V152H208ZM233 153H234V151H233ZM247 153H248V152H247ZM256 153H257V152H256ZM17 154H18V153H17ZM41 154H42V153H41ZM60 154H61V153H60ZM83 154H84V153H83ZM129 154H131V153H129ZM175 154H176V153H175ZM175 154H174V155H175ZM226 154H227V153H226ZM234 154H235V153H234ZM240 154H241V153H240ZM242 154H243V153H242ZM242 154H241V155H242ZM244 154H245V153H244ZM258 154H259V153H258ZM260 154H261V153H260ZM3 155H4V154H3ZM20 155H21V154H20ZM23 155H24V154H23ZM27 155H28V154H27ZM63 155H64V154H63ZM79 155H81V154H79ZM86 155H87V154H86ZM89 155H90V154H89ZM142 155H143V154H142ZM159 155H160V154H159ZM166 155H167V154H166ZM191 155H192V154H191ZM238 155H239V154H238ZM24 156H25V155H24ZM33 156H34V154H33ZM35 156H36V155H35ZM38 156H39V155H38ZM50 156H51V154H50ZM53 156H54V155H53ZM57 156H58V155H57ZM60 156H62V155H60ZM60 156H59V158H60ZM94 156H95V155H94ZM136 156L138 157V155H136ZM139 156H140V155H139ZM144 156H146V155L144 154ZM162 156H163V155H162ZM220 156H221V155H220ZM249 156H250V155H249ZM2 157L4 158V156H2ZM19 157H20V156H19ZM19 157H18V158H19ZM41 157H42V156H41ZM70 157H71V156H70ZM76 157H77V156H76ZM88 157H89V156H88ZM91 157H93V155H92ZM104 157H105V156H104ZM109 157H110V156H108V160H109ZM116 157H117V156H116ZM133 157H135V156H133ZM146 157H147V156H146ZM246 157H247V156H246ZM5 158H7V157L5 156ZM8 158H10V157L8 156ZM13 158H14V157H13ZM20 158H22V157H20ZM36 158H37V157H36ZM49 158H50V157H49ZM55 158H56V157H55ZM59 158H58V159H59ZM96 158H99V157H96ZM138 158H139V157H138ZM154 158H155V157H154ZM156 158H157V157H156ZM172 158H173V157H172ZM184 158H185V157H184ZM190 158H191V157H190ZM190 158H189V159H190ZM230 158H231V157H230ZM239 158H241V157H239ZM249 158H250V157H249ZM34 159H35V158H34ZM56 159H57V158H56ZM68 159H69V157H68ZM72 159H73V158H72ZM101 159H103V156H102ZM104 159H105V158H104ZM110 159H111V158H110ZM128 159H129V158H128ZM139 159H140V158H139ZM146 159H147V158H146ZM179 159H180V158H179ZM182 159H183V157H182ZM185 159H186V158H185ZM193 159H194V158H193ZM227 159H229V158H227ZM227 159H224V160H227ZM234 159H235V158H234ZM236 159H237V158H236ZM242 159H243V158H242ZM242 159H241V160H242ZM17 160H18V159H17ZM24 160H25V159H24ZM38 160H39V159H37L36 161H38ZM48 160H49V159H48ZM48 160H47V161H48ZM80 160H81V159H80ZM87 160H88V159H87ZM93 160H94V159H93ZM99 160H100V158H99ZM106 160H107V159H106ZM108 160H107V161H108ZM121 160H122V159H121ZM129 160H130V159H129ZM150 160H151V159H150ZM245 160H248V159H245ZM261 160H262V159H261ZM2 161H3V160H2ZM4 161H5V160H4ZM12 161H13V160H12ZM12 161H11V162H12ZM18 161H19V160H18ZM27 161H28V160H27ZM30 161H31V159H30ZM36 161H35V162H36ZM45 161H46V160H45ZM45 161H44V162H45ZM58 161H59V160H58ZM81 161H82V160H81ZM85 161H86V159H85ZM100 161H101V160H100ZM109 161H110V160H109ZM111 161H112V160H111ZM164 161H165V160H164ZM174 161H175V160H174ZM187 161H188V160H187ZM31 162H32V161H31ZM35 162H34V163H35ZM55 162H56V161H55ZM64 162H66V161L64 160ZM73 162H74V161H73ZM73 162H71V164H72ZM76 162H77V161H76ZM79 162H80V161H79ZM87 162H88V161H87ZM97 162H98V161H97ZM97 162H96V163H97ZM103 162H104V161H103ZM103 162H102V163H103ZM105 162H106V161H105ZM126 162H127V161H126ZM136 162H137V161H136ZM139 162H140V161H139ZM143 162H144V161H143ZM143 162L141 161V163H143ZM149 162H151V161H149ZM149 162H148V163H149ZM155 162H156V161H155ZM165 162H166V161H165ZM165 162H163V163H165ZM216 162H217V161H216ZM218 162H219V161H218ZM227 162H228V161H227ZM233 162H234V161H233ZM252 162H253V161H252ZM258 162H259V161H258ZM4 163H5V162H4ZM26 163H27V162H26ZM36 163H37V162H36ZM42 163H43V161H42ZM59 163H60V162H59ZM59 163H58V164H59ZM61 163H62V161H61ZM67 163H68V162H67ZM80 163H81V162H80ZM88 163H89V162H88ZM92 163H93V161H92ZM96 163H95V164H96ZM106 163H107V162H106ZM168 163H169V162H168ZM222 163H223V162H222ZM225 163H226V162H225ZM262 163H263V161H262ZM7 164H8V163H7ZM7 164H6V165H7ZM13 164H15V163H13ZM13 164H12V165H13ZM16 164H18V163H16ZM54 164H56V163H54ZM90 164H91V163H90ZM100 164H101V162H100ZM112 164H113V162H112ZM145 164H146V163H145ZM151 164H152V163H151ZM154 164H155V163H154ZM171 164H172V163H171ZM204 164H205V163H204ZM242 164H243V163H242ZM242 164H240V165L242 166ZM250 164H251V163H250ZM1 165H2V164H1ZM1 165H0V166H1ZM36 165H39V164H36ZM48 165H49V164H48ZM63 165H64V164H63ZM75 165H76V164H75ZM110 165H111V164H110ZM117 165H118V163H117ZM117 165H116V166H117ZM131 165H132V164H131ZM133 165H134V164H133ZM143 165H144V164H143ZM158 165H159V164H158ZM169 165H170V163H169ZM228 165H229V164H228ZM232 165H233V164H232ZM232 165H231V166H232ZM235 165H236V164H235ZM237 165H238V164H237ZM261 165H262V164H261ZM2 166L4 167L5 165H2ZM8 166H9V165H8ZM18 166H19V165H18ZM24 166H25V165H24ZM40 166H41V165H40ZM59 166H60V165H59ZM59 166H58V167H59ZM70 166H71V165H70ZM79 166H80V165H79ZM92 166H94V164H92ZM96 166H97V165H96ZM126 166H127V165H126ZM164 166H165V165H164ZM175 166H176V165H175ZM226 166H227V165H226ZM245 166H246V165H245ZM248 166H249V165H248ZM248 166H247V167H248ZM3 167H2V170L5 169V168H3ZM28 167H29V166H28ZM50 167H51V166H50ZM52 167H53V166H52ZM67 167L69 168L68 165H67ZM73 167H74V166H73ZM86 167H87V166H86ZM89 167H90V166H89ZM102 167H103V166H102ZM105 167H107V164H106ZM112 167H114V166H112ZM117 167H118V166H117ZM132 167H133V166H132ZM134 167H136V166L134 165ZM134 167H133V168H134ZM137 167H138V166H137ZM139 167H140V166H139ZM151 167H153V166H151ZM161 167H162V166H161ZM161 167H160V168H161ZM233 167H235V166H233ZM247 167H246V169H248ZM258 167H259V166H258ZM17 168H18V167H17ZM35 168H36V167H35ZM55 168H56V167H55ZM74 168H75V167H74ZM77 168H78V167H77ZM81 168H82V163H81ZM103 168H104V167H103ZM114 168H115V167H114ZM121 168H122V167H121ZM141 168H142V167H141ZM147 168H148V167H147ZM179 168H180V167H179ZM215 168H216V167H215ZM225 168H226V167H225ZM228 168H229V166H228ZM244 168H245V167H243V169H244ZM259 168H260V167H259ZM9 169H10V168H9ZM46 169H47V168H46ZM58 169L61 171L60 167H59ZM58 169H57V171H58ZM63 169H64V168H63ZM69 169H70V168H69ZM86 169H87V168H86ZM90 169H91V171H92V168H90ZM90 169H89V170H90ZM124 169H125V168H124ZM128 169H129V167H128ZM128 169H127V171H129ZM136 169H137V168H136ZM138 169H139V168H138ZM155 169H156V168H155ZM203 169H205V168H203ZM229 169H231V168H229ZM240 169H241V168H240ZM27 170H28V169H27ZM33 170H34V168H33ZM35 170H36V169H35ZM74 170H75V169H74ZM89 170H88V171H89ZM118 170H119V169H118ZM145 170H146V168H145ZM149 170H150V169H149ZM172 170H173V169H172ZM216 170H218V169H216ZM221 170H222V169H221ZM227 170H228V169H227ZM235 170L237 171V169H235ZM241 170H242V169H241ZM248 170H249V169H248ZM263 170H264V168H263ZM38 171H39V170H38ZM43 171L45 172V170H43ZM64 171H65V170H64ZM64 171H62V172H64ZM66 171H67V170H66ZM76 171H77V169H76ZM78 171H79V169H78ZM99 171L102 172L101 170H99ZM106 171H107V170H106ZM134 171H135V170H134ZM153 171H154V170H153ZM200 171H201V170H200ZM210 171H211V170H210ZM213 171H214V170H213ZM213 171H212V172H213ZM250 171H251V170H250ZM1 172L3 173V171H1ZM47 172H48V171H46V173H47ZM50 172H51V171H50ZM95 172H96V171H95ZM131 172H132V171H131ZM131 172H130V173H131ZM166 172H167V171H166ZM169 172H170V171H169ZM220 172H221V171H220ZM237 172H238V171H237ZM16 173H17V172H16ZM58 173H59V172H58ZM60 173H61V172H60ZM80 173H81V172H80ZM83 173H84V172H83ZM98 173H99V172H98ZM98 173H97V175H100V174H98ZM127 173H128V172H127ZM133 173H134V172H133ZM139 173H140V172H139ZM175 173H176V172H175ZM209 173H210V172H209ZM249 173H250V172H249ZM3 174H4V173H3ZM3 174H2V175H3ZM6 174H8V172H7ZM6 174H4V175H6ZM14 174H15V173H14ZM36 174H37V173H36ZM40 174H41V173H40ZM40 174H39V175H40ZM42 174H43V172H42ZM48 174H49V173H48ZM50 174H51V173H50ZM50 174H49V175H50ZM52 174H53V173H52ZM55 174H56V173H54V175H55ZM75 174H76V173H75ZM75 174H74V175H75ZM81 174H82V173H81ZM84 174H85V173H84ZM123 174H124V173H123ZM141 174H142V173H141ZM166 174H167V173H166ZM173 174H174V172H173ZM202 174H203V173H202ZM210 174H211V173H210ZM212 174H214V173H212ZM218 174H219V173H218ZM234 174H235V173H234ZM10 175H11V174H10ZM22 175H23V174H22ZM26 175H27V172H26ZM29 175H30V174H29ZM32 175H33V174H32ZM43 175H44V174H43ZM59 175H60V174H59ZM64 175H65V174H64ZM94 175H95V174H94ZM104 175H105V174H104ZM106 175H107V174H106ZM109 175H110V174H109ZM126 175H129V174H126ZM133 175H134V174H133ZM137 175H138V174H137ZM168 175H169V174H168ZM195 175H196V174H195ZM7 176H8V175H7ZM52 176H53V175H52ZM67 176H68V173H67ZM67 176H66V177H67ZM72 176H73V175H72ZM80 176H81V175H80ZM82 176H83V175H82ZM84 176H86V174H85ZM88 176H89V175H88ZM101 176H102V175H101ZM163 176H164V175H163ZM171 176H172V175H171ZM196 176H197V175H196ZM206 176H207V175H206ZM206 176H205V177H206ZM210 176H211V175H210ZM221 176H222V175H221ZM255 176H256V175H255ZM261 176H262V175H261ZM16 177H17V176H16ZM25 177H26V176H25ZM36 177H37V176H36ZM38 177H39V176H38ZM43 177H44V176H43ZM46 177H48V176H45L44 179H46ZM57 177H58V176H57ZM59 177H60V176H59ZM59 177H58V178H59ZM69 177H70V175H69ZM73 177H74V176H73ZM78 177H79V176H78ZM105 177H106V176H105ZM115 177H116V175H115ZM124 177H125V174H124ZM224 177H225V176H224ZM227 177H228V176H227ZM229 177H230V176H229ZM0 178H2V177H0ZM10 178H11V177H10ZM12 178H13V177H12ZM29 178H31V177H29ZM39 178H40V177H39ZM53 178H54V177H53ZM63 178H64V176H63ZM79 178H80V177H79ZM87 178H88V177H87ZM87 178H86V179H87ZM113 178H114V177H113ZM120 178H121V177H120ZM152 178H153V177H152ZM166 178H167V177H166ZM216 178H217V177H216ZM238 178H239V177H238ZM256 178H258V177H256ZM263 178H264V177H263ZM5 179H6V178H5ZM15 179H16V178H15ZM17 179H19V178L17 177ZM23 179H24V178H23ZM41 179H42V178H41ZM60 179H61V178H60ZM73 179H74V178H73ZM115 179H116V178H115ZM131 179H132V178H131ZM155 179H156V178H155ZM155 179H154V180H155ZM170 179H171V178H170ZM191 179H192V178H191ZM206 179H207V178H206ZM208 179H209V178H208ZM224 179H225V178H224ZM227 179H228V178H227ZM261 179H262V178H261ZM7 180H8V179H7ZM21 180H22V179H21ZM30 180H31V179H30ZM30 180H29V181H30ZM32 180H33V179H32ZM32 180H31V181H32ZM34 180H35V179H34ZM36 180H37V179H36ZM42 180H43V179H42ZM47 180H48V179H47ZM57 180H58V179H57ZM122 180H123V178H122ZM157 180H158V179H157ZM160 180H162V179H160ZM172 180H173V178H172ZM193 180H194V179H193ZM198 180H199V178H198ZM203 180H204V179H203ZM213 180H214V179H213ZM213 180H212V181H213ZM231 180H233V179H231ZM249 180H250V179H249ZM263 180H264V179H263ZM18 181H19V180H18ZM22 181L24 182V180H22ZM27 181H28V180H27ZM38 181H39V180H38ZM45 181H46V180H45ZM51 181H52V179H51ZM61 181H62V180H61ZM75 181H76V180H75ZM75 181H74V182H75ZM78 181H79V180H78ZM87 181H88V180H87ZM95 181H96V180H95ZM128 181H129V180H128ZM173 181H174V180H173ZM221 181H222V180H221ZM221 181H220V182H221ZM227 181H228V180H227ZM2 182H3V181H2ZM20 182H21V181H20ZM57 182H58V181H57ZM59 182H60V181H59ZM104 182H105V181H104ZM107 182H108V181H107ZM113 182H114V181H113ZM121 182H122V181H121ZM123 182H124V181H123ZM129 182H130V181H129ZM131 182H132V181H131ZM140 182H141V181H140ZM157 182H158V181H157ZM163 182H164V180H163ZM169 182H170V181H169ZM205 182H206V181H205ZM207 182H209V181H207ZM210 182H211V181H210ZM222 182H223V181H222ZM11 183H12V182H11ZM25 183H26V182H25ZM31 183H32V182H31ZM39 183H40V182H39ZM49 183H50V182H49ZM52 183H53V182H52ZM77 183H78V182H77ZM143 183H144V182H143ZM202 183H203V182H202ZM211 183H212V182H211ZM237 183H238V182H237ZM252 183H253V182H252ZM258 183H260V182H258ZM263 183H264V181H263ZM9 184H10V183H9ZM21 184H22V183H21ZM41 184H42V182H41ZM45 184H46V182H45ZM50 184H51V183H50ZM59 184H60V183H59ZM69 184H70V183H69ZM73 184H74V183H73ZM93 184H94V183H93ZM93 184H92V185H93ZM95 184H96V183H95ZM140 184H141V183H140ZM157 184H158V183H157ZM165 184H166V183H165ZM167 184H168V182H167ZM167 184H166V185H167ZM212 184H213V183H212ZM250 184H251V183H250ZM253 184H254V183H253ZM2 185H3V184H2ZM14 185H15V184H14ZM18 185H19V183H18ZM35 185H37V184H35ZM51 185H52V184H51ZM53 185H54V184H53ZM67 185H68V184H67ZM84 185H85V184H84ZM92 185H90V186H92ZM152 185H153V184H152ZM166 185H165V186H166ZM170 185H171V184H170ZM195 185H196V184H195ZM195 185H194V186H195ZM199 185H200V184H199ZM205 185H206V184H205ZM207 185H210V184H207ZM214 185H215V184H214ZM228 185H229V184H228ZM254 185H255V184H254ZM25 186H26V185H25ZM37 186H38V185H37ZM45 186H47V185H45ZM73 186H74V185H73ZM80 186H81V185H80ZM93 186H94V185H93ZM167 186H168V185H167ZM167 186H166V187H167ZM182 186H183V184H182ZM201 186H202V185H201ZM217 186H220V185H217ZM217 186H216V187H217ZM0 187H1V186H0ZM3 187H4V186H3ZM13 187H15V186H13ZM17 187H18V186H17ZM21 187H22V186H21ZM21 187H20V188H21ZM32 187L35 188L34 186H32ZM54 187H56V186H54ZM64 187H65V186H64ZM69 187H70V186H69ZM85 187H86V186H84V187L82 186V190H84L83 188H85ZM106 187H107V186H106ZM139 187H140V186H139ZM146 187H147V186H146ZM196 187H197V186H196ZM227 187H228V186H227ZM230 187H231V186H230ZM236 187H237V186H236ZM4 188H5V187H4ZM26 188H27V187H26ZM28 188H29V186H28ZM38 188H39V186H38ZM38 188H36V189H38ZM42 188H43V187H42ZM48 188H49V187H48ZM58 188H59V187H58ZM71 188H72V187H71ZM76 188H77V187H76ZM80 188H81V187H79V189H80ZM95 188H96V187H95ZM131 188H132V187H131ZM135 188H137V187H135ZM153 188H155V187H153ZM161 188H162V187H161ZM183 188H184V187H183ZM187 188H189V187H187ZM203 188H204V187H203ZM219 188H222V187H219ZM233 188H234V187H233ZM7 189H8V188H7ZM14 189H15V188H14ZM21 189H22V188H21ZM23 189H24V188H23ZM36 189H35V190H36ZM62 189H63V188H62ZM90 189H91V188H90ZM100 189H101V188H100ZM105 189H106V188H105ZM119 189H120V188H119ZM123 189H124V188H123ZM147 189H148V188H147ZM149 189H150V188H149ZM162 189H163V188H162ZM192 189H193V188H192ZM205 189H206V188H205ZM209 189H210V188H209ZM211 189H212V188H211ZM240 189H241V186H240ZM1 190L3 191V189H1ZM27 190H28V189H27ZM27 190H26V191H27ZM51 190H52V188H51ZM72 190H73V189H72ZM85 190H87V189H85ZM98 190H99V189H98ZM121 190H122V189H121ZM159 190H160V189H159ZM189 190H190V189H189ZM189 190H186V191H189ZM207 190H208V189H207ZM218 190H219V189H218ZM224 190H225V189H224ZM229 190H230V189H229ZM232 190H233V189H232ZM5 191H6V190H5ZM9 191H10V190H9ZM11 191H12V190H11ZM11 191H10V192H11ZM24 191H25V190H24ZM30 191H31V189H30ZM30 191H29V192H30ZM40 191H42V190H40ZM45 191H46V190H44L43 192H45ZM54 191H55V190H54ZM56 191H57V190H56ZM67 191H68V190H67ZM117 191H118V192H117V194H118V193H119V190H117ZM123 191H124V190H123ZM143 191H144V190H143ZM143 191H142V192H143ZM156 191H157V190H156ZM180 191H181V190H180ZM201 191H202V190H201ZM212 191H213V190H212ZM262 191H263V190H262ZM27 192H28V191H27ZM29 192H28V193H29ZM49 192H50V191H49ZM72 192H73V191H72ZM77 192H78V191H77ZM81 192H82V191H81ZM83 192H84V191H83ZM101 192H102V191H101ZM111 192L114 193V191H111ZM124 192H125V191H124ZM126 192H127V191H126ZM133 192H134V191H133ZM139 192H140V191H139ZM144 192H145V191H144ZM163 192H164V191H163ZM189 192H190V191H189ZM207 192H209V191H207ZM217 192H218V191H217ZM220 192H221V191H220ZM224 192H225V191H223V193H224ZM227 192H228V191H227ZM239 192H240V191H239ZM248 192H249V191H248ZM258 192H259V191H258ZM12 193H13V192H12ZM20 193H21V192H20ZM25 193H26V192H25ZM25 193H24V194H25ZM34 193H36V192H34ZM86 193H87V192H86ZM165 193H166V192H165ZM182 193H183V192H182ZM214 193H216V192H214ZM254 193H255V191H254ZM26 194H27V193H26ZM37 194H38V193H36V195H37ZM39 194H40V193H39ZM42 194H43V193H42ZM53 194H54V193H53ZM56 194H57V193H56ZM71 194H72V193H71ZM79 194H80V193H79ZM135 194H136V193H135ZM143 194H144V193H143ZM152 194H153V193H152ZM154 194H155V193H154ZM178 194H179V193H178ZM194 194H195V193H194ZM240 194H241V193H240ZM258 194H259V193H258ZM12 195H13V194H12ZM21 195H22V194H21ZM44 195H45V194H44ZM106 195H107V194H106ZM113 195H116V194H113ZM147 195H148V194H147ZM179 195H180V194H179ZM183 195H184V194H183ZM220 195H221V194H220ZM241 195H242V194H241ZM256 195H257V194H256ZM256 195H255V196H256ZM17 196H18V195H17ZM23 196H24V195H23ZM23 196H22V197H23ZM32 196H33V195H32ZM38 196H39V195H38ZM54 196H55V194H54ZM58 196H60V194H59ZM61 196H62V195H61ZM92 196H93V195H92ZM103 196H104V195H103ZM152 196H153V195H152ZM155 196H156V195H155ZM157 196H158V195H157ZM188 196H189V195H188ZM195 196H196V195H195ZM214 196H215V195H214ZM218 196H219V195H218ZM223 196H224V195H223ZM230 196H231V195H230ZM230 196H229V197H230ZM257 196H258V195H257ZM36 197H37V196H35V199H36ZM41 197H43V196H40L39 199H40ZM46 197H47V196H46ZM48 197H49V196H48ZM55 197H56V196H55ZM62 197H63V196H62ZM90 197H91V196H90ZM99 197H101V196H99ZM104 197H105V196H104ZM111 197H112V195H111ZM113 197H114V196H113ZM120 197H121V196H120ZM125 197H126V196H125ZM149 197H150V196H149ZM165 197H166V196H165ZM210 197H211V196H210ZM226 197H228V196H226ZM253 197H254V196H253ZM258 197H259V196H258ZM5 198H6V196H5ZM13 198H14V197H13ZM17 198H18V197H17ZM56 198H57V197H56ZM60 198H61V197H60ZM71 198H72V200H73V197H71ZM84 198H85V196H84ZM93 198H94V197H93ZM129 198H130V197H129ZM153 198H154V197H153ZM159 198H161V197H159ZM190 198H191V196H190ZM199 198H200V197H199ZM262 198H264V197L262 196ZM262 198H261V199H262ZM6 199H7V198H6ZM124 199H125V198H124ZM130 199H132V198H130ZM163 199H164V198H163ZM179 199H180V198H179ZM188 199H189V198H188ZM207 199H208V198H207ZM215 199H216V198H215ZM257 199H258V198H257ZM7 200H8V199H7ZM23 200H24V199H23ZM23 200H22V201H23ZM30 200H31V199H30ZM48 200H49V199H48ZM61 200H62V199H61ZM61 200H60V201H61ZM65 200H66V198H65ZM72 200L70 199L69 201H72ZM132 200H133V199H132ZM184 200H185V199H184ZM197 200H198V199H197ZM202 200H203V199H202ZM213 200H214V199H213ZM213 200H212V201H213ZM223 200H224V199H223ZM259 200H260V199H259ZM262 200H263V199H262ZM15 201H16V200H15ZM22 201H21V202H22ZM25 201H26V200H25ZM34 201H35V200H34ZM41 201H42V199H41ZM41 201H40V202H41ZM54 201H55V199H54ZM62 201H63V200H62ZM66 201H67V200H66ZM77 201H78V200H77ZM79 201H80V200H79ZM81 201H82V200H81ZM85 201H86V200H85ZM88 201H89V200H88ZM95 201H96V200H95ZM110 201H111V200H110ZM112 201H114V200H112ZM157 201H158V200H157ZM180 201H182V200H180ZM187 201H188V200H187ZM205 201H206V200H205ZM215 201H216V200H215ZM233 201L235 202V199H234ZM236 201H237V200H236ZM254 201H255V200H254ZM257 201H258V200H257ZM260 201H261V200H260ZM263 201H264V200H263ZM32 202H33V201H32ZM36 202H37V201H36ZM40 202H38V203H40ZM47 202H48V201H47ZM47 202H45V203H47ZM52 202H53V201H52ZM105 202H106V201H105ZM189 202H190V201H189ZM198 202H199V201H198ZM216 202H218V201H216ZM25 203H26V202H25ZM33 203H34V202H33ZM43 203H44V202H43ZM50 203H51V202H50ZM50 203H49V204H50ZM63 203H64V202H63ZM77 203H78V202H77ZM80 203H81V202H80ZM175 203H176V202H175ZM181 203H182V202H181ZM205 203H206V202H205ZM236 203H237V202H236ZM239 203H240V199H239ZM254 203H255V202H254ZM257 203H258V202H257ZM259 203H260V202H259ZM263 203H264V202H263ZM21 204H22V203H21ZM68 204H70V203H68ZM78 204H79V203H78ZM78 204H77V205H78ZM117 204H118V203H117ZM136 204H138V203H136ZM159 204H160V203H159ZM179 204H180V203H179ZM196 204H197V202H196ZM209 204H210V203H209ZM220 204H221V203H220ZM37 205H38V204H37ZM40 205H41V203H40ZM42 205H43V204H42ZM89 205H90V204H89ZM94 205H95V204H94ZM138 205H139V204H138ZM154 205H155V204H154ZM156 205H157V204H156ZM162 205H163V204H162ZM197 205H199V204H197ZM207 205H208V204H207ZM213 205H214V203H213ZM227 205L229 206V204H226V206H227ZM258 205H259V204H258ZM262 205H263V204H262ZM34 206H35V205H34ZM66 206H68V205H66ZM71 206H72V205H71ZM80 206H82V204H81ZM90 206H91V205H90ZM173 206H174V205H173ZM191 206H192V205H191ZM194 206H195V204H194ZM209 206H210V205H209ZM215 206H216V205H215ZM218 206H219V205H218ZM221 206H222V205H221ZM234 206H236V205H234ZM255 206H256V205H255ZM1 207H2V206H1ZM63 207H64V206H63ZM73 207H74V206H73ZM75 207H76V206H75ZM82 207H83V206H82ZM82 207H81V208H82ZM87 207H88V206H87ZM92 207H93V206H92ZM106 207H107V206H106ZM157 207H158V206H157ZM176 207H178V206H176ZM185 207H186V206H185ZM200 207H201V206H200ZM204 207H207V206H204ZM212 207H213V206H212ZM216 207H217V206H216ZM231 207H232V206H231ZM260 207H261V206H260ZM68 208H70V207H68ZM110 208H111V207H110ZM223 208H224V207H223ZM234 208H235V207H234ZM239 208H240V207H239ZM239 208H238V209H239ZM247 208H248V207H247ZM249 208H250V207H249ZM258 208H259V207H258ZM1 209H2V208H1ZM49 209H50V208H49ZM58 209H59V208H58ZM62 209H63V208H62ZM76 209H77V207H76ZM85 209H86V208H85ZM95 209H96V208H95ZM173 209H174V208H173ZM179 209H180V208H179ZM211 209H212V208H211ZM213 209H214V208H213ZM221 209H222V208H221ZM230 209H231V208H230ZM236 209H237V208H236ZM260 209H261V208H260ZM3 210H4V209H3ZM9 210H10V209H9ZM9 210H8V211H9ZM22 210H24V209H22ZM52 210H54V209L52 208ZM67 210H68V209H67ZM96 210H97V209H96ZM101 210H102V209H101ZM109 210H110V209H109ZM123 210H124V209H123ZM123 210H122V211H123ZM169 210H170V209H169ZM174 210H175V209H174ZM191 210H192V209H191ZM203 210H204V212H205V209H203ZM225 210L227 211V209H225ZM10 211H11V210H10ZM46 211H47V210H46ZM56 211H57V210H56ZM56 211H55V212H56ZM71 211H72V210H71ZM81 211H82V210H81ZM118 211H119V210H118ZM127 211H128V210H127ZM214 211H215V209H214ZM249 211H250V210H249ZM258 211H259V210H258ZM48 212H49V211H48ZM53 212H54V211H53ZM55 212H54V213H55ZM59 212H60V211H59ZM61 212H64V211H61ZM61 212H60V213H61ZM72 212H74V210H73ZM116 212H117V211H116ZM182 212H183V211H182ZM224 212H225V211H224ZM239 212H240V211H239ZM239 212H238V214H239ZM51 213H52V212H51ZM54 213H53V214H54ZM70 213H71V212H70ZM75 213H77V212H75ZM88 213H89V212H88ZM92 213H93V212H92ZM96 213H97V212H96ZM127 213H128V212H127ZM133 213H135V212H133ZM190 213H191V212H190ZM193 213H194V212H193ZM205 213H206V212H205ZM233 213H234V212H233ZM254 213H255V212H254ZM0 214H1V213H0ZM6 214H7V213H6ZM42 214H43V212H42ZM61 214H62V213H61ZM68 214H69V213H68ZM68 214H67V216H68ZM77 214H78V213H77ZM80 214H82V213H80ZM80 214H79V215H80ZM89 214H90V213H89ZM94 214H95V213H94ZM98 214H99V213H98ZM100 214H101V213H100ZM102 214H103V213H102ZM105 214H106V213H104L103 215H105ZM109 214H111V213H109ZM130 214H131V213H130ZM130 214H128V215H130ZM212 214H213V213H212ZM225 214H226V212H225ZM4 215H5V214H4ZM37 215H39V214H37ZM49 215H50V213H49ZM49 215H48V216H49ZM59 215H60V214H59ZM63 215H64V214H63ZM69 215H70V214H69ZM86 215H87V214H86ZM141 215H143V214H141ZM170 215H171V214H170ZM199 215H201V213H200ZM215 215H216V214H215ZM234 215H235V214H234ZM253 215H254V214H253ZM259 215H261V214H259ZM31 216H32V215H31ZM52 216H53V215H52ZM57 216H58V215H57ZM65 216H66V214H65ZM70 216H71V215H70ZM70 216H69V218L72 217V216H71V217H70ZM91 216H92V215H91ZM100 216H102V215H100ZM105 216L107 217V215H105ZM117 216H118V215H117ZM174 216H175V215H174ZM178 216H181V215H178ZM182 216H183V215H182ZM184 216H186V215L184 214ZM3 217H6V216H3ZM3 217H2V218H3ZM8 217H9V216H8ZM19 217H20V216H19ZM42 217H43V216H42ZM54 217H56V216H54ZM74 217H75V216H74ZM80 217H83V216H80ZM103 217H104V216H103ZM106 217H105V218H106ZM196 217H197V216H196ZM208 217H209V216H208ZM214 217H215V216H214ZM222 217H223V216H222ZM228 217H229V216H228ZM232 217H233V216H232ZM238 217H239V216H238ZM248 217H249V214H248ZM257 217H259V216H257ZM261 217H262V216H261ZM263 217H264V216H263ZM6 218H7V217H6ZM14 218H15V217H14ZM31 218H32V217H31ZM34 218H35V217H34ZM56 218H57V217H56ZM77 218H78V217H77ZM89 218H90V217H89ZM94 218H96V217L94 216ZM99 218H100V217H99ZM107 218H108V217H107ZM126 218H127V217H126ZM150 218H151V217H150ZM177 218H178V217H177ZM177 218H176V219H177ZM187 218H188V217H187ZM191 218H193V217H191ZM197 218H198V217H197ZM218 218H219V217H218ZM218 218H216V219H218ZM223 218H224V217H223ZM226 218H227V217H226ZM9 219H11V218H9ZM12 219H13V218H12ZM20 219H21V218H20ZM26 219H27V218H26ZM32 219H33V218H32ZM39 219H40V218H39ZM66 219H67V218H66ZM81 219H82V218H81ZM92 219H93V218H92ZM103 219H104V218H103ZM113 219H114V218H113ZM115 219H116V218H115ZM123 219H125V218H123ZM147 219H148V218H147ZM170 219H172V218H170ZM173 219H175V218H173ZM181 219H182V218H181ZM212 219H213V218H212ZM228 219H230V218H228ZM228 219H227V220H228ZM1 220H3V219H1ZM4 220H5V219H4ZM7 220H8V218H7ZM17 220H18V219H17ZM17 220H16V221H17ZM42 220H43V219H42ZM48 220H49V219H48ZM64 220H65V219H64ZM67 220H68V219H67ZM72 220H73V219H72ZM79 220H80V219H79ZM97 220H98V219H97ZM97 220H93V221H94L93 223H95V221H97ZM144 220H145V219H144ZM148 220H149V219H148ZM220 220H221V219H220ZM227 220H226V221H227ZM233 220H234V219H233ZM249 220H251V218H250ZM8 221H9V220H8ZM14 221H15V220H14ZM35 221H36V220H35ZM43 221H44V220H43ZM50 221H51V220H50ZM53 221H54V220H53ZM76 221H77V220H76ZM76 221H75V222H76ZM90 221H92V220H90ZM99 221H100V220H99ZM101 221H102V219H101ZM101 221H100V222H101ZM103 221H104V220H103ZM110 221H111V220H110ZM139 221H140V220H139ZM177 221H178V220H177ZM229 221H230V220H229ZM256 221H257V220H256ZM258 221H259V219H258ZM2 222H3V221H2ZM23 222H24V221H23ZM44 222H45V221H44ZM46 222H47V221H46ZM56 222H57V221H56ZM56 222H55V223H56ZM69 222H70V221H69ZM84 222H85V221H84ZM86 222H87V221H86ZM118 222H120V221H118ZM180 222H181V221L179 220V223H180ZM185 222H187V221H185ZM185 222H183V223H185ZM192 222H193V221H192ZM202 222H203V221H202ZM207 222H208V221H207ZM234 222H237V221H234ZM250 222H251V221H250ZM259 222H260V221H259ZM8 223H9V222H8ZM24 223H25V222H24ZM36 223H37V222H36ZM41 223H42V222H41ZM52 223H54V222H52ZM58 223H59V221H58ZM66 223H67V222H66ZM72 223H73V222H72ZM78 223H79V221H78ZM98 223H99V222H98ZM121 223H122V222H121ZM139 223H140V222H138L137 224L139 225ZM144 223H145V222H144ZM165 223H166V221H165ZM165 223H163V224H165ZM183 223H181V224H183ZM210 223H211V222H210ZM210 223H209V224H210ZM212 223H213V221H212ZM2 224H3V223H2ZM5 224H6V223H5ZM5 224H3V225H5ZM10 224L13 225L12 221H11ZM19 224H21V223H19ZM75 224H76V223H75ZM85 224H86V223H85ZM85 224H84V225H85ZM88 224H89V223H88ZM108 224H109V223H108ZM198 224H199V222H198ZM198 224H197V226H198ZM203 224H204V223H203ZM209 224H208V225H209ZM221 224H222V223H221ZM255 224H256V223H255ZM260 224H261V223H260ZM3 225H2V226H3ZM7 225H8V224H7ZM27 225H28V224H27ZM53 225H54V224H53ZM65 225H66V224H65ZM82 225H83V224H82ZM90 225H91V223H90ZM90 225H89V226H90ZM101 225H102V224H101ZM112 225H113V224H112ZM112 225H111V226H112ZM119 225H120V224H119ZM169 225H170V224H169ZM176 225H177V224H176ZM194 225H195V223H194ZM201 225H202V223H201ZM217 225H218V223H217ZM225 225H226V224H225ZM5 226H6V225H5ZM5 226H3V229H4ZM9 226H10V225H9ZM33 226H34V225H33ZM61 226H62V224H61ZM74 226H75V225H74ZM78 226H79V224H78ZM86 226H87V225H86ZM91 226H93V225H91ZM91 226H90V227H91ZM98 226H99V225H98ZM170 226L173 227V225H170ZM177 226H178V225H177ZM180 226H181V225H180ZM185 226H186V225H185ZM212 226H213V225H212ZM222 226L224 227V225H222ZM226 226H227V225H226ZM19 227H20V225H19ZM40 227H41V226H40ZM51 227H53V226L51 225ZM66 227H67V226H66ZM80 227H81V226H80ZM82 227H83V226H82ZM113 227H114V226H113ZM144 227H145V226H144ZM174 227H175V226H174ZM207 227H208V226H207ZM210 227H211V226H210ZM214 227H215V226H214ZM220 227H221V226H220ZM220 227H219V228H220ZM232 227H234V226H232ZM258 227H259V226H258ZM258 227H257V228H258ZM13 228H14V226H13ZM13 228H12V229H13ZM58 228H59V227H58ZM76 228H77V227H76ZM94 228H95V227H94ZM118 228H119V227H118ZM130 228H131V227H130ZM135 228H136V227H135ZM191 228H192V226H191ZM197 228H198V227H197ZM203 228H204V227H203ZM242 228H243V227H242ZM12 229H11V230H12ZM62 229H63V228H62ZM81 229H83V228H81ZM91 229H92V227H91ZM96 229H97V228H96ZM189 229H190V228H189ZM211 229H212V228H211ZM211 229H210V230H211ZM235 229H236V228H235ZM252 229H253V228H252ZM252 229H251V230H252ZM258 229H259V228H258ZM5 230H6V229H5ZM16 230H17V229H16ZM37 230H38V229H37ZM45 230H46V229H45ZM92 230H93V229H92ZM102 230H103V229H102ZM171 230H172V229H171ZM177 230H178V229H177ZM183 230H184V229H183ZM191 230H193V229H191ZM218 230H219V229H218ZM248 230H249V229H248ZM2 231H3V230H2ZM9 231H10V230H9ZM18 231H19V229H18ZM21 231H22V229H21ZM32 231H33V229H32ZM71 231H72V230H71ZM77 231H78V230H77ZM84 231H85V230H84ZM93 231H94V230H93ZM128 231H129V229H128ZM128 231L126 230V232H128ZM137 231H138V230H137ZM173 231H174V230H173ZM173 231H172V232H173ZM181 231H182V230H181ZM188 231H189V230H188ZM193 231H194V230H193ZM208 231H209V230H208ZM214 231H215V229H214ZM221 231H222V230H221ZM227 231H228V230H227ZM235 231H236V230H235ZM237 231H238V230H237ZM72 232L74 233V231H72ZM86 232H88L87 229H86ZM90 232H91V230H90ZM126 232H125V233H126ZM130 232H131V231H130ZM132 232H134V231H132ZM164 232H165V234H166V230H165ZM177 232H178V231H177ZM195 232H196V231H195ZM195 232H194V234H195ZM205 232H206V230H205ZM2 233H3V232H2ZM23 233H24V232H23ZM62 233H64V232H62ZM77 233H80V230H79V232H77ZM139 233H140V231H139ZM144 233H145V232H144ZM144 233H143V234H144ZM149 233H150V232H149ZM156 233H157V232H156ZM162 233H163V232H162ZM179 233H180V232H179ZM179 233H178V234H179ZM187 233H188V232H187ZM197 233H198V232H197ZM206 233H207V232H206ZM206 233H205V234H206ZM216 233H217V232H216ZM255 233H256V232H255ZM258 233H259V232H258ZM7 234H8V233H7ZM67 234H69V233H67ZM75 234H76V233H75ZM129 234H130V233H129ZM132 234H133V233H132ZM163 234H164V233H163ZM167 234H168V233H167ZM191 234H192V233H191ZM201 234H202V233H201ZM214 234H215V233H214ZM222 234H223V233H222ZM253 234H254V233H253ZM256 234H257V233H256ZM3 235H4V233H3ZM15 235H16V234H15ZM17 235H18V234H17ZM72 235H73V234H72ZM72 235H71V236H72ZM138 235H140V234H138ZM170 235H171V233H170ZM174 235H175V234H174ZM176 235H177V234H176ZM202 235H203V234H202ZM209 235H210V233H209ZM209 235H208V236H209ZM236 235H237V234H236ZM236 235H235V236H236ZM262 235H263V234H262ZM10 236H11V235H10ZM68 236H69V235H68ZM77 236H79V235H77ZM81 236H82V233H81ZM125 236H126V235H125ZM130 236H131V235H130ZM143 236H144V235H143ZM165 236H166V235H165ZM187 236H188V235H187ZM198 236H199V235H198ZM216 236H217V235H216ZM240 236H241V235H240ZM256 236H257V235H256ZM258 236H259V235H258ZM258 236H257V237H258ZM3 237H4V236H3ZM16 237H17V236H16ZM27 237H28V236H27ZM58 237H59V235H58ZM58 237H57V238H58ZM62 237H63V236H62ZM64 237H65V236H64ZM134 237H135V236H134ZM152 237H153V236H152ZM180 237H181V236H180ZM188 237H189V236H188ZM193 237H194V235H193ZM232 237H233V236H232ZM243 237H244V236H243ZM257 237H254V238H257ZM260 237H261V236H259V238H260ZM1 238H2V236H1ZM71 238H72V237H71ZM71 238H70V239H71ZM119 238H120V237H119ZM128 238H129V237H128ZM136 238H137V237H136ZM166 238H167V237H166ZM186 238H187V237H186ZM189 238H190V237H189ZM209 238H210V237H209ZM224 238H226V237L224 236ZM227 238H228V237H227ZM233 238H234V237H233ZM263 238H264V237H263ZM66 239H67V238H66ZM120 239H121V238H120ZM132 239H133V238H132ZM179 239H180V238H179ZM239 239H241V238H239ZM243 239H244V238H243ZM3 240H4V239H3ZM18 240H19V238H18ZM21 240H22V239H21ZM63 240H64V239H63ZM72 240H73V239H72ZM128 240H129V239H128ZM163 240H164V239H163ZM167 240H168V239H167ZM170 240H171V239H170ZM173 240H174V239H173ZM175 240H176V239H175ZM187 240H188V239H187ZM203 240H204V239H203ZM232 240H233V239H232ZM254 240L256 241V239H254ZM254 240H252V242H253ZM257 240H258V239H257ZM5 241H6V240H5ZM10 241H11V240H10ZM15 241H16V240H15ZM66 241H67V240H66ZM115 241H116V240H115ZM115 241H114V242H115ZM117 241H119V240L117 239ZM138 241H139V239H138ZM201 241H202V240H201ZM204 241H205V240H204ZM226 241H227V240H226ZM235 241H237V240H235ZM255 241H254L253 243H255ZM263 241H264V240H263ZM7 242H9V241H7ZM51 242H52V241H51ZM126 242H127V241H126ZM162 242H163V241H162ZM175 242H176V241H175ZM184 242H185V241H184ZM219 242H220V241H219ZM224 242H225V241H224ZM241 242H242V241H241ZM248 242H249V241H248ZM12 243H13V242H12ZM110 243H113V242H110ZM116 243H117V242H116ZM122 243H123V242H122ZM178 243H179V242H178ZM207 243H209V242H207ZM237 243H238V242H237ZM239 243H240V242H239ZM239 243H238V244H239ZM34 244H36V243H34ZM45 244H46V243H45ZM199 244H200V243H199ZM205 244H206V243H205ZM212 244H213V243H212ZM217 244H218V243H217ZM217 244H216V245H217ZM4 245H5V244H4ZM115 245H117V244H115ZM162 245H163V244H162ZM165 245H166V244H165ZM174 245H176V244H174ZM182 245H183V244H182ZM184 245H185V243H184ZM250 245H252V244H250ZM258 245H259V244H258ZM6 246H7V245H6ZM8 246H9V245H8ZM47 246H48V245H47ZM109 246H110V245H109ZM112 246H113V244H112ZM112 246H111V247H112ZM117 246H118V245H117ZM190 246H191V245H190ZM200 246H201V245H200ZM223 246H224V245H223ZM252 246H253V245H252ZM260 246H261V244H260ZM22 247H23V246H22ZM28 247H30V246H28ZM33 247H34V246H33ZM118 247H119V246H118ZM118 247H117V248H118ZM174 247H175V246H174ZM185 247H186V246H185ZM210 247H212V246H210ZM219 247H220V246H219ZM227 247H228V246H227ZM227 247H226V248H227ZM229 247H230V246H229ZM236 247H237V246H236ZM244 247H245V246H244ZM253 247H254V246H253ZM30 248H31V247H30ZM45 248H46V247H45ZM90 248H91V247H90ZM101 248H102V247H101ZM107 248H108V247H107ZM138 248H139V247H138ZM188 248H189V247H188ZM188 248H187V249H188ZM191 248H192V247H191ZM237 248H238V247H237ZM239 248H240V247H239ZM31 249H32V248H31ZM104 249H105V248H104ZM218 249H219V248H218ZM222 249H225V248L222 247ZM227 249H228V248H227ZM243 249H244V248H243ZM247 249H248V248H247ZM36 250H37V249H36ZM44 250H45V249H44ZM49 250H50V249H49ZM165 250H166V249H165ZM177 250H178V249H177ZM190 250H191V249H190ZM211 250H213V249H211ZM211 250H210V251H211ZM219 250H220V249H219ZM225 250H226V249H225ZM234 250H235V248H234ZM258 250H259V249H258ZM0 251H1V250H0ZM2 251H3V250H2ZM33 251H34V250H33ZM41 251H42V250H41ZM87 251H88V250H87ZM128 251H129V250H128ZM197 251H198V250H197ZM201 251H202V250H201ZM239 251H240V250H239ZM241 251H242V248H241ZM17 252H18V251H17ZM29 252H30V250H29ZM81 252H82V251H81ZM118 252H119V251H118ZM138 252H139V251H138ZM190 252H191V251H190ZM207 252H208V251H207ZM215 252H216V251H215ZM234 252H235V251H234ZM249 252H250V251H249ZM4 253H5V252H4ZM12 253H13V252H12ZM119 253H120V252H119ZM121 253H122V252H121ZM134 253H135V252H134ZM136 253H137V252H136ZM140 253H142V252H140ZM200 253H201V252H200ZM204 253H205V252H204ZM208 253H209V252H208ZM210 253H211V252H210ZM218 253H219V252H218ZM226 253H227V252H226ZM230 253H231V252H230ZM238 253H239V252H238ZM246 253H247V251H246ZM19 254H20V253H19ZM21 254H22V253H21ZM21 254H20V255H21ZM78 254H79V253H78ZM89 254H90V253H89ZM107 254H108V253H107ZM122 254H123V253H122ZM131 254L134 255L133 253H131ZM177 254H179V253H177ZM177 254H176V255H177ZM180 254H181V253H180ZM194 254H195V253H194ZM198 254H199V253H198ZM202 254H203V253H202ZM232 254H233V253H232ZM241 254H242V253H241ZM256 254H259V253L256 252ZM256 254H255V255H256ZM20 255H19V256H20ZM22 255H23V254H22ZM69 255H70V254H69ZM81 255H84V254H81ZM91 255H92V254H91ZM95 255H96V254H95ZM109 255H110V254H109ZM111 255H112V254H111ZM117 255H118V254H117ZM124 255H125V254H123V256H124ZM132 255H131V256H132ZM143 255H144V254H143ZM249 255H250V253H249ZM17 256H18V255H17ZM42 256H43V255H42ZM73 256H74V255H73ZM73 256H72V257H73ZM138 256H139V255H138ZM138 256H137V258H138ZM188 256H189V255H188ZM213 256H214V254H213ZM220 256H221V255H220ZM222 256H223V254H222ZM226 256H227V255H226ZM233 256H235V255H233ZM236 256H237V255H236ZM239 256H240V255H239ZM252 256H253V255H252ZM252 256H251V257H252ZM0 257H1V256H0ZM25 257H26V256H25ZM30 257H31V256H30ZM76 257H77V255H76ZM93 257H94V256H93ZM113 257H114V256H113ZM153 257H154V256H153ZM179 257H180V256H179ZM181 257H182V256H181ZM197 257H199V255H198ZM214 257H215V256H214ZM224 257H225V256H224ZM240 257H241V256H240ZM249 257H250V256H249ZM74 258H75V256H74ZM79 258H80V257H79ZM106 258H107V257H106ZM116 258H117V257H116ZM132 258H133V257H132ZM229 258H230V257H229ZM234 258H235V257H234ZM238 258H239V257H238ZM238 258H237V261H238ZM20 259H22V258H20ZM33 259H35V258L33 257ZM62 259H63V258H62ZM71 259H72V258H71ZM81 259H82V258H81ZM94 259H95V258H94ZM100 259H101V258H100ZM120 259H122V258L120 257ZM125 259H126V261H127V258H124V260H125ZM213 259H215V258H213ZM241 259H243V256H242ZM250 259H251V258H250ZM23 260H24V259H23ZM28 260H29V259H28ZM59 260H60V259H59ZM63 260H64V259H63ZM74 260H75V259H74ZM98 260H99V259H98ZM117 260L120 261L119 259H117ZM122 260H123V259H122ZM134 260H135V259H134ZM182 260H183V259H182ZM216 260H217V258H216ZM226 260H227V259H226ZM230 260H231V259H230ZM248 260H249V259H248ZM255 260H256V259H255ZM258 260H260V258H259ZM65 261H66V257H65L64 262H65ZM92 261H93V260H92ZM101 261H102V260H101ZM101 261H100V262H101ZM228 261H229V260H228ZM232 261H233V260H232ZM234 261H235V260H234ZM262 261H263V260H262ZM262 261H261V262H262ZM61 262H62V261H61ZM67 262H68V261H67ZM69 262H70V261H69ZM93 262H94V261H93ZM124 262H125V261H124ZM129 262H130V261H129ZM134 262H135V261H134ZM140 262H141V261H140ZM154 262H156V261H154ZM157 262H158V261H157ZM183 262H184V261H183ZM200 262H201V261H200ZM238 262H240V261H238ZM244 262H245V261H244ZM244 262H243V263H244ZM254 262H255V261H253V263H254ZM72 263H73V262L71 261V264H72ZM96 263H97V262H96ZM116 263H118V262H116ZM131 263H132V262H131ZM203 263H204V262H203ZM226 263H227V261H226ZM241 263H242V262H241ZM256 263H257V262H256ZM24 264H25V263H24ZM62 264H63V263H62ZM66 264H67V263H66ZM68 264H69V263H68ZM78 264H79V263H78ZM107 264H108V263H107ZM119 264H120V263H119ZM125 264H127V263L125 262ZM128 264H129V263H128ZM160 264H161V263H160ZM177 264H179V262H177ZM181 264H182V263H181ZM184 264H185V263H184ZM200 264H201V263H200ZM229 264H230V262H229ZM236 264H237V263H236ZM262 264H263V263H262Z\"/></svg>",
	"mask_w": 264,
	"mask_h": 264
}]
</instances>
